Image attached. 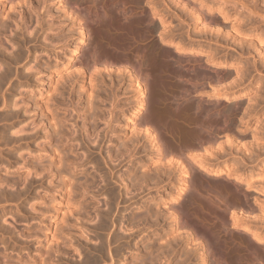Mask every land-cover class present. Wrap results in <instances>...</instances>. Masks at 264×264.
I'll return each instance as SVG.
<instances>
[{"label":"rangeland","instance_id":"1","mask_svg":"<svg viewBox=\"0 0 264 264\" xmlns=\"http://www.w3.org/2000/svg\"><path fill=\"white\" fill-rule=\"evenodd\" d=\"M98 1L99 0H0V24H2L1 26H3V28L0 26V28L2 29V31L0 32V53H2V54H0L1 55L0 56V69L4 65H6V66H8L7 67L8 71L11 69L10 70L11 75H13L15 73L12 76V78H10L8 75L9 72L7 70H5L8 73L7 74L9 77V78L7 77L9 79L8 80L6 78L7 75L5 74V71H3L5 69L4 68L5 66L3 67L2 71L0 72L1 73L0 77L4 76V74L6 75V76H4V78H2V80H5V78L8 80V82H7L8 84H5L6 86L2 85V87H0V89H1L0 94L4 93L3 95H1V97L2 96L3 97L2 98L0 97V100L2 99L0 101V105L3 104V103L1 104V102L4 101L3 100L4 96L6 97L8 94H10V96H11V98H9L10 97L9 95H8L9 97L7 96L6 98H4L9 104L4 101L5 104L0 106V115L3 112V114L5 116L4 115H1V116L2 117L4 116L3 118L6 120V118H5L6 116H7V119H9L8 116L11 115V113L12 114L14 112L16 113V115L13 114L14 116L11 115V117H13L12 120H11V117L9 120H6V121H2L1 120L2 117L0 119L1 120L0 131L2 133V135L0 134L1 135V137H0V157H1L0 158V173L1 174L0 175L2 176L1 178H3V179L0 178L1 179L0 182L3 183V184L2 183L0 184V188H2V189L5 188L6 190H4V191H8V192H6L7 193L6 194V193H4V191H2V189H0L1 190V192H0V199H1L0 205L2 203V205H1L2 207L0 206V223H1V225L3 224V226H4V227L1 226L3 230L0 229V238H1L0 249H2V250H0V254L2 253L0 255V264H3L7 257H8L7 259L10 260L11 263H13L15 259L18 260V262H17L18 264L19 263L23 264L24 262L26 264H42L43 262H44L43 264H45V263L48 264L49 262H50L49 264H74L75 263L74 259H76L77 262H79V263L86 261L88 259L87 255H93V257L96 256L97 262L95 261V264H112V263L113 264H128V263L129 264L130 263L138 264L136 262H138L139 259H140L139 264H142L141 261L144 259L146 260L145 257L147 255H149V259L147 261H149L151 259L150 256L152 257V259L153 258L155 259V260L154 259L150 260L151 264H155V263H153V261L156 262V259H159V261H157L156 264H166V263H168V264H216L213 259H214V255H216L214 253H217V252H213V251L221 249L220 246H221V242H222L221 240H222L223 235H227V239L230 238L228 241L232 240L231 242L240 243V245H241V242H242L241 238H242V234H243L242 225L245 224V222H244L245 220H247L248 222H251L252 225L254 224L253 225L254 228L255 229L257 228L256 231H258L260 229L259 232H262L264 234V0H115V1L114 0L113 1L112 0H100L99 1L100 3L97 4ZM125 2L127 3L126 6L124 5ZM119 7H120V9L124 8L125 10L126 9L128 10L127 16H129V17H130V15L133 16V17L131 16L132 18H128L125 14V17L123 15V18H122V19H124V21H123L120 18V17H122V15L120 16L118 14L119 16H117V17H119L118 18L119 21L121 23L123 21L122 24L125 25L124 27H127L124 29H122L123 27L120 28L122 30L117 29L118 27L115 24V18H114V17H116V15L118 13L117 9H118V11H120ZM74 8H77V9H74ZM113 8H115V10ZM136 9L138 11L139 10L144 11V15L142 16L143 18L141 19L142 21L140 20L141 23H139L141 25H139L137 22V26H136V21H138V19L136 20V17H135V16H137V14L135 15V13H134L136 11ZM129 11L130 12L132 11L133 13L132 12L129 13ZM160 17H162L161 18L162 20L159 21ZM129 19H130V21H128ZM144 19H145V21H144ZM125 21L126 22L128 21L127 22L128 24ZM146 21H148L147 23H149V24H147ZM4 23H7V24H5L6 25L5 27L3 25ZM82 23H85L84 25L86 27H84V25ZM144 23H145V25L147 24V26H148L147 32H146V30H144L145 28L144 29L142 28L143 26H145ZM141 29H142V31H141ZM143 30L146 34H144ZM118 31H120V32H118ZM116 32H118L119 34ZM114 33L118 34L119 36L116 35L117 37L116 36L113 37ZM124 33H126V34H124ZM165 39H166V41H165ZM114 43H116L115 47L117 49L115 47H113ZM146 44L148 46H146ZM75 45H77V47H78V49H76V50L74 49L76 47ZM84 45H85V47H84ZM176 46L178 48L175 49ZM144 47H146V48H144ZM72 49H74V50L72 51ZM143 49H145V51L147 50L148 54L146 53L147 54L146 56H147L148 60H152L151 64L155 68H157V70H161L162 68H164V70H163L164 73H165V69H166V71H169V73L168 72L165 73V74H167V77L165 78L166 82L163 81V83H161V81L159 82L158 80H155V79H154L155 80L154 81L152 79V81H153V84H152V82L150 81L151 79H150L149 81L151 82V84L149 82L148 85L142 84L143 85L142 86V85H138V82L136 80H134L131 77V75H129L130 69L136 63L134 54H136L137 52H139ZM189 49L190 50L192 49L194 52L190 53ZM108 50H109V52H108ZM18 51H20V52L23 51L22 53L25 54L23 56V54L21 53V57L23 58V60L20 57V54ZM94 51L96 52L97 57H99V56L102 57V58L99 57L102 60L104 58H106V59L107 58L108 59L114 58L113 60L115 61V59L118 57V59H116V61H115L118 64H116V63L115 64H116V67H118V66L121 67V65H122V68L119 67L120 69H122V71L120 72V71L116 70L112 75H109L107 73V71L104 70L105 69L104 67L103 68L100 67L101 64H95V66L90 65L89 71L85 72V68H87L86 62L89 63L88 60L90 58V54L94 53ZM71 53H72V56H70ZM14 54L18 55V57H17L18 59L16 58V56ZM149 54L154 55V56H152V57H155L154 60L151 58V55H149ZM193 54H196V56L190 57V55H193ZM13 55H14L15 59H14ZM187 55H189V56L187 57ZM4 56H9V60H10V57H12L13 58L12 61H14V60L15 61L14 62H11V61L7 62L8 58L7 57L5 58ZM36 56L38 57L37 58L38 60L35 59ZM114 56H116V57H114ZM146 56H145V58H146ZM163 56H164V58H163ZM1 57H3V58H1ZM4 59H7V60L5 61ZM39 59H40V61H39ZM101 59H99V60H101ZM136 59H137V57H136ZM16 60L18 61L19 64L17 63ZM20 60H22L23 62ZM41 60H42V62H41ZM134 60H135V63L133 64ZM163 60H167V62H170V66H166ZM4 61H5V63H3ZM34 61H35V63H34ZM15 62L17 63V65ZM171 62L174 65H172ZM224 62L228 63L227 66H225V67L221 66L222 65L221 63H224ZM36 63L39 66H37ZM40 63H42V64L40 65ZM33 64H34V67H33ZM9 65H12L13 68L14 67H16V68L13 69ZM129 65L130 66L132 65V67L127 69L126 67ZM159 65L162 66V68L159 69ZM17 66L19 67V69H17ZM192 66L196 67L197 71H199L205 75L211 74L210 76H214L216 74V76L221 78L219 84L217 86H208V87H206V90H199V91L195 90L194 91V89L191 90L192 88L188 90V88H185V86H186V84L184 83L185 81H183V77H184L183 71L186 67H192ZM26 67L29 70H26L27 69ZM123 67H125L124 70H123ZM166 67L168 68V70ZM197 68H199V69L201 68L200 69L201 71ZM23 69L26 71H25V73L22 72V75H21L20 71H23ZM35 69L40 70V72L39 71L37 72V70H35ZM179 69H180V71H179ZM127 70H129V71H127ZM27 71H29V73L31 75H28L29 73H27V77H26L25 74ZM181 71L183 73H180ZM3 72H4V74H3ZM18 72L20 74L19 77H18ZM126 72H127V74H126ZM16 73H17V75H16ZM23 73H24V75H23ZM20 76H24L25 78H21ZM83 76H84V78H83ZM30 78H31V81L29 80L30 82L26 81V79L28 80ZM101 78L103 79L102 83H101V81H102ZM7 80H5V82ZM81 81H82V85L80 84ZM0 83L3 84L4 81H3V83H2V81H0ZM15 85H16V87H15ZM80 86H81V88H80ZM6 87H8V88H6ZM13 87H15V88H13ZM53 88L54 89L56 88V89L54 90ZM83 88H85V89H83ZM6 89H8V90H6ZM11 89H13L16 93ZM48 90L51 92L46 93V92H49ZM85 90H86V92H85ZM89 91L92 95L90 93H88ZM19 92L22 94H20ZM234 93H242V96H240L236 99H226L225 98L226 95H231ZM88 94H90L89 95L90 98H91V96L93 98L89 100L88 97H86V96H88ZM33 96L35 98L37 97L36 98L37 101L44 102V103H47L50 101L49 103L52 104V102H53V104L54 103L55 104L51 105V104L47 103L48 105H46V104L41 103L42 104V106H41L39 104L40 102L37 103ZM50 97H52V98L54 97L52 102H51L52 99ZM177 97H178V99H176ZM47 98L48 99L50 98V99L48 100ZM9 99H10V101H9ZM11 99H12L13 103L11 102ZM33 99H34V101H33ZM14 100L16 102L15 104H14ZM24 100L26 101V103H24L25 102ZM91 100H93V101H91ZM27 101H30L29 104L27 103ZM90 101L92 102V104L90 103ZM197 101L199 104L202 103L201 106L203 105L202 106L203 108L206 106L209 107L210 105L212 106V105H214L213 101L214 102L217 101V103H215V105H219L221 108V112H223V114H225L229 118L227 121V126H225L224 131L220 132L218 135H215L216 140L214 143L206 144L204 146V148H197V149L190 150V152H189L190 158H192L193 161L198 160L199 162H201L200 167H199V165H197L198 171L193 170V169L192 170L187 169V167L184 168L182 166H178L179 164L171 166L170 164L163 162L164 160L162 158L158 159L156 154H155L157 151L156 150L157 147L154 145V140H151V138L148 139V138L143 137L142 136L143 133L139 132L137 130V127H136V124H138L139 121L140 122L143 121L142 119H140L141 117H143V119L147 118L149 120H152L149 123H151V125L154 124L153 127H157L155 129H157L160 133H162V132H164L163 131L164 129L160 128L161 124L159 121L163 120L164 117H167V119H169V122H170L169 123L170 125L167 126V128H168L167 131L169 130V133L171 131L173 133V130H174V133H175V134L173 133L174 135L177 136L179 133V136H177V137L182 136L181 138L185 142H191L193 139L195 140V138L197 137L196 133H198L197 131L200 128V125L196 124V126H197V131H196V126L194 127L196 122L193 121L194 120V119H192L193 116H190V115H192V113L196 114L194 112V109H196V108H194V107H196L195 105L197 104L196 103ZM35 102L37 103V104H35L36 106H34ZM57 102L59 105H57ZM10 103H12V104L10 105ZM138 103L139 104L142 103V105H139ZM16 104L18 106L20 105V107L18 109H17ZM87 104H89V107ZM93 104H94V106H93ZM113 104H114V107H112ZM191 104H193L194 106H192ZM14 105H16V107H14ZM23 105H25V106H23ZM37 105L39 107L41 106V108H43V109L39 108ZM43 105L46 107H43ZM11 106L14 108H12ZM115 106H116V108H115ZM138 106L140 107V110H137ZM190 106L193 109H190ZM34 107H38L39 109L34 108ZM61 107L65 108V109H63ZM90 107H91V109H90ZM93 107L94 108L96 107V109H98V110H94ZM74 108H76V109H74ZM87 108H89L90 110L88 109V111H87ZM176 108L179 109V113L174 112ZM185 108H187L188 110H186ZM9 109L10 110L13 109L12 110L13 112L10 111ZM14 109L17 110L18 112L14 111ZM27 109H28V111H31L32 109H34L35 112H34V110H32L33 113L29 112V115H27L28 114L26 112ZM40 109L42 110V113L39 112V111H41ZM48 109H50L49 110L50 113L53 111H57V113H59V115H61V118H64L65 120L67 118L68 119L66 120V122H65V120H63L61 118L59 119V115L57 113H56V118H55V112L50 114L49 111H47ZM111 109L113 111L112 114L109 111ZM8 110H9V112H8ZM22 110L24 111V113L26 112L25 113L26 116L21 114ZM62 110L64 113L62 112ZM92 110H94V111H92ZM114 110L118 113H116ZM119 110H121V111H119ZM95 111L97 113H98V111H101V112H99L101 114L98 113L99 115L95 117V115H97ZM7 112L8 113L11 112V113L8 114ZM92 112H93V114H92ZM186 112L189 115L186 114ZM30 113L34 117L33 116L30 117ZM34 113H35V115H34ZM43 113L48 114L46 116H49V114L50 115L53 114L54 116H51L52 118H49L50 116L48 118L52 119V120L55 119L56 123H58L60 121L59 122L60 124H58V125L60 127L62 126L63 128L65 127L64 130L62 129V127L60 128L58 126L57 130L58 129H60V130H58V132H56L55 126H57V124L54 123V124H56L54 126V124H53L54 120L51 121L52 123L49 120L47 122L48 118H46L45 115L43 116ZM114 113H116V114L114 115ZM6 114H8V115H6ZM20 114L23 115L24 117L23 116L19 117ZM40 114H42V115H40ZM64 114L67 117H65ZM86 114L87 115L90 114L89 115L90 117L88 116L89 120L87 119L88 117L85 116ZM131 114L133 115V117ZM110 115H111V117H110ZM113 115H114V117L112 118ZM14 117H16V118H14ZM42 117L46 118V120H44V118H42ZM57 117H58V119H57ZM83 117L85 119H83ZM168 117H170V118H168ZM109 118H111L112 121H111V119L109 120ZM159 118H161V119H159ZM39 119H40V121L42 119L43 122L42 121L40 122ZM90 119H95L94 122L96 121L95 123H98V124H95L91 120L92 123H94V124L87 125L88 123L89 124L91 123V122H89ZM33 120L34 121L36 120L35 122H37V120H38L39 124H42L39 127L37 125V123H38L37 122L36 125L38 126V128H37V126L36 127L34 126L35 128H37L35 131L33 130V129H35V128H33V125L35 123V122H33ZM29 121L31 123L33 122L32 123L33 125ZM83 121L85 124H83ZM49 122H50V125H49ZM180 122H182L183 124L185 122L186 127L185 126L183 127V128H185L184 130L181 129V123ZM188 122H189V124H188ZM10 123L12 125H10ZM62 123H64V124H62ZM51 124H53L52 125L53 128L51 127ZM108 124H110V125H108ZM18 125H20V127H23L21 125H25L24 128H21V131L22 130L25 131V128H26L27 131H25V132H28L29 135L26 136V133H25V138L29 137L31 135L33 137V140H32L31 136H30L31 139L30 138L25 139L22 136H21L22 138L18 137V136H20V134L18 133L19 135H17V132H15V131L20 130L19 129L20 127H18ZM27 125H29V126H27ZM44 125L46 127L45 129H43ZM65 125H67L68 128ZM83 125H84V128H83ZM92 125H93V127H92ZM89 126H91L92 129L94 128V126H97V128H96L97 130L94 128L92 133H95L94 131H97L99 133V136H96V134H92L90 131L91 127H89ZM106 126L114 127V130L116 133H118V135L112 131L113 128H111V127L106 128ZM29 127L33 128V129H31ZM171 127L173 129H171ZM16 128H17V130H15ZM159 128H160V130H159ZM13 129H14V131H13ZM52 129H54L55 131H53ZM85 129H87V130H85ZM106 129H107L108 135L107 134L103 135L102 130L106 131ZM6 130H7V132H6ZM38 130H41V133ZM48 130L49 131L52 130L53 131L52 133H55V134L53 135ZM61 130L64 131V133L67 132L68 136H69V134H71V135L73 134L74 136H76L78 138L73 136L74 138H70V141H71L70 142L68 140H69V137L71 135L68 138H66L67 137L66 133L64 134L63 132H60ZM176 130L178 133L175 132ZM46 131L48 132V134H44V133H46ZM99 131H101V132H99ZM12 132H15V134H13ZM34 132H36V133H34ZM59 132H60V134H59ZM80 132H81V134H77ZM87 132L89 134V137H88L89 139L86 138ZM62 133L66 136V137L64 136L65 140H63ZM98 133H97V135H98ZM169 133L167 132V135H169ZM6 134H8V135L5 136ZM23 134H24V132H23ZM39 134H41V135H39ZM51 134H52V137L50 136ZM162 134H164V133H162ZM12 135H14L15 137L17 136L15 140H18V143H17L18 145L15 144V142H17V141L11 140L12 137L14 138V136H12ZM21 135H22V133H21ZM44 135H46L47 138L44 137ZM55 135L58 137L57 141H56V139H54V138H56ZM3 136H5L4 138H6L7 140H8V136H9L10 139L7 142L8 145H7V143H6V145L3 144L4 141H7L6 139L3 138ZM35 136H37L38 138L37 137L35 138ZM137 136L139 138H141L140 139V141H141L140 147H138V149H137L138 158H137V156L134 158L132 156H130V157L127 156L124 159V161L122 162V164L120 166H118L117 168L113 169V171L108 169L109 164H106L107 166L106 165L103 166L104 165L103 164L104 159L106 160V158H107L106 161L108 163H110L111 165H112V163H115L116 161H111V159L114 158L113 154H117L114 152L120 150L119 149L120 147L121 148L124 147L128 143V140H129V144H130V141L134 140ZM59 137H61L62 139H59ZM121 137H122V139H121ZM130 137L132 139H129ZM142 137H143V139H142ZM1 138L4 140H2ZM17 138H19V139H17ZM20 138H21V140L22 139L23 140L21 141ZM71 139H73V141ZM76 139L77 140L82 139V141H87L86 139H88L91 141V142L89 141L90 143H96V142H94V140L96 141V139H97L99 141V143H101V146H100V144L98 146H99L100 150H103V151H101L102 153H99L100 154L99 155L98 152L91 151L87 147L88 141L86 144H84L85 142H82L79 140L77 141ZM123 139L126 142L125 141L121 142V141H123ZM10 141H13V142H10ZM61 141H65V142L61 143ZM119 141H120V144H119ZM1 142H2V144H1ZM9 142L11 144H9ZM24 142H25V145L27 144L26 145L27 147L24 145ZM80 142L83 144L80 145ZM90 143H88V144H90ZM22 144H23L24 148L22 147ZM41 144L44 145V146L42 145L43 148L45 147L44 151L41 149V146H40ZM55 144L56 145L61 144V145H59L60 147L58 146L59 147L58 148V147H54ZM71 144L74 145V147ZM123 144H124V146H123ZM37 145H39L38 147H40V149H41L40 152H39L40 149L38 150ZM51 145H53L52 149H50L51 152L53 153V148L54 149L56 148V150L58 152L54 151L53 154L50 151L46 152V151H48L47 147L51 148ZM68 145L70 146V151H69V148H67V147H69ZM165 145L166 146L167 145L175 146V142L173 144V141H168ZM28 146H30V147H28ZM19 147L22 148V150ZM71 147H72V150H73V148L75 149V150H73L74 152L71 150ZM86 147L88 150L86 149ZM27 148L29 151L26 150ZM111 148H112V150H111ZM62 149H63L62 152H64V153L66 152V155L68 153L67 156L71 155L72 159L76 158L73 156H78L79 160H81L80 163H82V164L76 163V160L78 159V158H76V159H73V161H75L74 163L78 164V165H75L72 162L71 158L69 159L70 156L68 157V159L66 157V159L68 161L66 159H62V161H59V164H58V160L61 159L60 155L63 158H65L64 156H66L65 154L63 156V153L61 152ZM114 149H115V151L113 152ZM35 150L38 152L35 153ZM67 150L69 152H67ZM10 151H13L14 154L12 153V155H13L15 160L12 159L13 157L11 155L9 156V154H11ZM30 151H31V153L29 154ZM21 152L23 153L24 157L22 155L17 156L15 154V153L22 154ZM32 152H33V154H32ZM59 152H60V154H58ZM110 152H111V154H110ZM74 153H78V155L74 154ZM50 154L53 155L54 160H55V155H56V157H57L56 160L58 159L57 161L55 160L57 162L56 165H54L56 162L53 161V159H51L52 155H50ZM87 154L89 156H87ZM91 154H92V156H91ZM102 154H104V159L102 158L103 157ZM154 154H155V156H154ZM82 155H83L84 159H80V158H82L81 157ZM109 155H110V157H109ZM93 156H95V157L92 158ZM25 157H27V159H29L30 161L28 160L29 161L28 162L27 159H24ZM21 158H22V160H21ZM85 158H86V160H85ZM87 158H89V159L87 160ZM101 158H102V160H101ZM49 159L52 161H50ZM91 159H93V160L97 159L98 161L101 160L102 162L100 161V164H99L98 161L96 162L95 160L93 161ZM32 160L33 161L35 160L34 162H36V160H38V161L36 163H34ZM84 160L87 161L85 164H84V162H85ZM49 161L52 165L49 164ZM24 162H26V163H24ZM30 162L31 163L33 162V163L31 164ZM39 162L41 163V167H39V168H40V171L43 172L42 174L44 175V177L42 176V174L38 175L39 174L38 166H40ZM62 162H64V164H66V165L68 164L67 166L70 167V169H71V166L73 167L70 170L67 166L63 165L65 167V169H67L66 173L69 170L67 175L65 173L64 167L61 166V164H63ZM70 162H72V163L70 164ZM22 163L23 164L28 163L27 167L22 166L21 165ZM37 163L39 165H37ZM97 163L99 164V166L100 165L101 166L99 167L97 165ZM34 164H36V165H34ZM42 164H44L45 166L44 165L42 166ZM143 164L145 165V167L147 165V167L144 168ZM29 165L30 166L34 165L36 167L35 171H33V170L31 171L32 175H33V173L36 174V175L34 174V176H33V178L35 177L34 180H31V181H30V178H32V175L29 174L30 171H24L28 167H29V170L35 168L34 166L33 167L31 166L32 167L31 168ZM46 165H48V166H46ZM49 165H50V168H46V167H49ZM53 165H54V167H53ZM82 165H83V167H82ZM17 166H19V167L17 168ZM55 166H57L56 168L59 167V169H60V171H59V169H57V172H59V173L63 172L64 175H66L67 178L65 176H63L65 179H68V181H69V179L71 180L73 177L75 179V180L73 179V181H76V184H74V183L70 184L69 183L70 181H69L67 185H69V186L73 185V186H70V188H69V186L68 187L62 186L63 182H59V179H62V174L60 173V176H59L58 175L59 173L58 174L56 172H54L55 174L52 173L53 171H56ZM21 167H23L25 169H23ZM42 167L46 168V170L51 169L52 174L50 173L51 170H48V172H49L48 173L45 169H42ZM106 167H108V168H106ZM138 167H140L141 169L140 168L138 169ZM5 168H6V170H4ZM76 168H78V169H76ZM165 169H167L166 174H168V175H166L167 177L165 176L166 180L164 179L165 181L164 180L161 181V179H160L161 182L156 180L157 182H155V184L156 183H158V184L160 183V184L159 185L154 184L155 186L153 185L154 186L153 187L152 186L153 182L155 181L156 178H159V177H157L159 175L157 174L158 171H156V170H165ZM62 170H64V171H62ZM11 171H12V173H11ZM134 172L135 173L138 172L137 175L131 176L134 174ZM20 173H21V175H23L22 177L20 176ZM24 173L29 174V176L27 174V177L31 176L30 178H27V179H29L28 180L29 184L26 182L27 180L24 177L26 175H24ZM71 173L74 176H72ZM68 174H70V175H68ZM106 174L108 175V177ZM129 174H130V177L128 176ZM140 174L142 175V177H140L141 181L145 182L144 184H142V182H140L141 185L139 184V181H138V180H140V178H138L139 176H141ZM121 175H123V176H122V179L121 178L120 179L122 181L125 179L124 180L125 183L124 182L121 183V180L119 179V177H121ZM6 176H10V178L7 177L8 179H4V178H6ZM16 176L17 177L20 176L22 179H19ZM68 176H69V178H68ZM104 176L106 178H109V179H105V182L103 180ZM136 176H137V181H136V178H134ZM145 176H146V178H145ZM224 176H226L228 179L224 178ZM15 177L17 180L19 179L18 180L19 183L22 182L21 180L25 181V182H22L24 184L21 183L19 185V183L17 182ZM41 177H43V178H41ZM92 177H94L95 180ZM23 178H25V179H23ZM133 178L136 181L135 184L138 185L140 189H138V190H132L131 189V183L132 182L130 183V181H133L132 180ZM91 179H93L95 181V183L93 182V180L91 181ZM84 180H86L87 182L90 181L89 183L92 182L93 184H89V183L87 184L86 181H84ZM232 180L236 181L235 184H239L236 188H234V186L232 185V183H233ZM33 181H36V182H33ZM79 181L85 182L84 184H86L88 186H85L84 184L80 185ZM228 181H229V183H228ZM7 182L9 183L8 186L5 184ZM106 182H108V184ZM146 182H148V183L146 184ZM194 182H195V186H194ZM31 183H32V185H30ZM33 183H35V184H33ZM58 183L61 184L60 187H59ZM190 183L195 187L196 190L191 189L192 185ZM25 184L30 185V188L28 185H27L28 187L25 186ZM124 184L130 185L128 190L124 187L125 186ZM1 185H2V187H1ZM10 185H12V187ZM75 185L76 186L80 185L81 187L80 186L76 187ZM83 185L85 187H82ZM104 185H106L107 187ZM190 185H191V187H190ZM197 185L199 187H197ZM108 187L111 188V190L114 189L112 192H114L115 190L116 191L121 190V192L123 193V196L118 197L117 194H114V195H116V197L113 196L114 197L113 198L111 195L112 192L109 193L110 191H109ZM194 187H192V188H194ZM60 188H62V190ZM67 188H69V190L71 188H73V190L75 189L74 190V191H76L75 196H79V197L76 198L74 195L73 196L69 195L68 197H70L71 199L75 197L74 199H76V201H74L73 199L71 200L68 197H65V195H68L67 191H69V190H67ZM78 188H79V190H78ZM107 189L109 192H107ZM181 189H183V190H181ZM9 190H10V193H11V191L13 192V191L19 190L20 195H19L18 191H17L18 194L16 192H13V193H16L18 195L17 196L16 194H13V195L17 196V198H18L17 200H16V197L13 199L12 194L10 195V197H8L9 196L8 194H10ZM129 190H130V193L129 192H128V194L125 193L126 191H129ZM82 191L83 192L87 191V193L86 194L84 193V194L86 195V197L88 196L87 197L88 200L86 199L84 194H83L84 197H83V195H81ZM174 191H176V192H174ZM177 191H180L181 193L177 192ZM24 192H26V193H24ZM27 192L29 195L27 194ZM79 192H80V194H79ZM136 192H139V193H138V195L134 196L133 194H135ZM1 193H3V194H1ZM21 194H23V196ZM24 194L26 197L24 196ZM74 194H75V192H74ZM109 194L111 195L112 198H110ZM240 194H241V197H239ZM1 195H3L2 197L4 200L6 199L4 202L2 200ZM5 195L6 196L8 195V196L6 197ZM40 195L41 196L43 195L44 198L43 197L40 198L39 197ZM243 195L246 196V201H248V204L251 207V208L249 207L250 211H249V209L247 210L249 212H247V211L243 212V211L238 210V208H237V206L240 204V202L243 203V201H244V199H242ZM4 196H5V198H4ZM91 196H93V198ZM108 196H109V198H108ZM91 198L93 200H91ZM115 198H117V200L119 198V200L116 201ZM66 199L69 201L67 202ZM81 199H83V200L81 201ZM113 200H114V204L112 203ZM124 200H126V203L124 202ZM73 201L75 202V205H74ZM94 201L97 202V204ZM107 201H109V202H107ZM224 201L228 204V206L230 207L231 210L227 209V207L224 205ZM53 202L54 203L56 202V203L53 204ZM85 202L87 204L90 203L88 205L91 207H89L88 205H85L87 209L85 207H83ZM118 202L119 203L121 202V203L119 204ZM237 202L239 204H237ZM91 203L92 204L94 203V206L95 205L96 206L93 207V205ZM77 204L79 205V207H80V204L83 205L82 207L84 208V210L82 207L79 208ZM108 204L110 207L116 206V208L113 207V209H112V207L110 208L108 206ZM115 204H118V205H115ZM16 205H17V208L15 207ZM51 205H52V207H51ZM73 205L75 207L77 205V207L74 210H71V208L73 209V207H74ZM18 206H19V210H15V208L18 209ZM36 206H38V207H36ZM40 206H42V207H40ZM106 206H108L109 212L113 213L112 219L115 218V220H109L108 219L107 220L108 222L106 221L107 228H110L112 225L113 228L111 227L112 228V229L110 228L111 230L105 228L106 226L103 228L100 227L101 221L99 220V218L101 217L100 219H102V222H103V219H104L103 214H104V211L107 210ZM139 206H140V208H139ZM4 207H6V208L4 209ZM30 207H31V209H30ZM53 207H54L55 211H54ZM55 207H57V208H55ZM231 207L232 208L234 207V208L232 209ZM24 208H25V210L26 209L28 210V211L26 210V212H28V213L25 214ZM32 208L35 211L38 210L39 212H43V213H46V211L48 209V211H47L48 213H46L45 215L43 213H40L41 214L40 215V214H38L39 212L37 211L38 212L37 214L39 215L38 216L36 213L33 212L34 210ZM77 208H79V209H77ZM96 208H98V210L100 209L101 211H102V209H104V211L99 212L100 210L98 211ZM44 209H46V210H44ZM76 209L77 210L81 209V210L85 211V214H83L84 213L83 211L73 212ZM146 209H147V211H146ZM70 210L73 212V214L78 213L77 217H75L76 214H74L75 216L73 215V217H72V215L70 216V212H71ZM149 210H150V212H152V211L153 212L150 213V212H148ZM172 210L175 211L174 216L172 214L173 217L171 216V213H170V212H173ZM16 211H19V212H16ZM23 211H24V213H22ZM49 211H50V213H49ZM72 212H71V214H72ZM80 212H81V214H80ZM98 212H99L98 221H100V223L98 221L94 222L95 219H97L96 217L98 216ZM86 213H89V214L87 215ZM157 213H158V215H157ZM159 213H161V214H159ZM169 213H170V215H169ZM32 214L33 215L35 214V215L33 216ZM42 214H43V216H42ZM62 214H64L65 216H62ZM131 214L137 216V218H136L137 220H138V217L140 218V216L142 215L141 218L144 219L146 217L147 220H146V218L144 220H146L147 222H145L144 220H140L141 218L139 219L138 222H136L137 220L134 218L135 216H133ZM155 214L157 215L158 218L160 217V220L158 218H157V220L155 219L156 218ZM30 215H31V218L33 220L29 217ZM79 215L81 216L80 221H79V219H80ZM67 216H70L69 218L74 219L75 221L78 220L77 221L78 223L75 221L72 222L71 219L69 222V220H68L69 218ZM78 216H79V218H78ZM82 216H84V217H82ZM127 216H129V217H127ZM24 217H25V219H24ZM38 217L43 219L44 221H41V219H39ZM49 217H50V219H49ZM62 217L63 218L65 217L64 219H66V220L62 219ZM110 217H111V215H110ZM131 217H133V219L136 220L135 224L137 226L135 225L134 228L131 225V221H134V220H132ZM26 218H28V219H26ZM60 218L62 219L61 221H60ZM76 218H78V219H76ZM129 218H131V219H129ZM34 219H38L40 222L37 221V224H36V222H35L36 220H34ZM52 220H53V222H52ZM116 220L118 222H116ZM62 221L64 222V224ZM125 221H127L128 223H126ZM32 222L33 223L35 222V223L33 224ZM41 222L43 224H46V225H42ZM93 222H94V224H93ZM112 222L114 225L112 224ZM95 223L98 225L97 227H100V228H97ZM108 223H110L111 225H109ZM133 223L134 222H132V224ZM187 223H188V225H187ZM32 224H33V226H32ZM62 224L64 226L66 224L67 225L66 227H68V228L70 227V230L72 228V230H74V231H76L75 228L78 227L77 228V231H78V229L80 227H82L79 230H81L82 232H84L86 230V232H84V233H87V235L84 233H80V234H83L80 236L81 237L85 236V237H87L88 241L90 239L92 242L90 241V243L88 244V241L84 237V239L87 241L86 242L87 244L86 243L84 244L85 240H82L83 238H81L79 236V234H77L81 231H79V232L76 231L75 232L76 234L71 233L72 234L71 235L69 232H72V231H70L68 229L69 232L68 231L66 232L65 230H67V228H65ZM69 224L70 225L72 224V225L70 226ZM73 224H74V226H73ZM81 224L84 226H82ZM128 224L130 225V227H132V230L129 229ZM61 225L63 226V228L65 230L63 228H61L62 229V231H61V229H60ZM125 225H127V226L125 227ZM138 225H139V227H138ZM88 226H90V228ZM94 226L96 227L97 230L95 229ZM170 226L171 227L173 226V228H172L173 230L171 229ZM7 227H8V230H10V232H8V230H7L9 235L7 234V232H5V229H7ZM35 227L38 229L37 231H40V230L42 231V229L45 230L46 227L48 230L47 229L45 231L43 230V233L40 231L38 233L39 234L38 235V234H36L37 231H35V229H36ZM84 227L86 229H84ZM127 227L129 230L126 229ZM135 227L138 228V230L137 229L136 230L139 232H137L135 230ZM98 229H100V230H98ZM63 230L65 231V233L63 232ZM89 230H91V231H89ZM105 230H108V231H105ZM113 230L116 231L115 233L118 232L116 234L117 236L119 233H121L119 235L120 236L124 235V237L122 236L123 238L122 237L120 238L118 236L119 237L118 238L116 235L114 236L115 233L111 232ZM130 230L133 231L132 234H130L131 233ZM170 230H172V232ZM104 231L109 232V233L106 234V233H104ZM135 231H136V233H135ZM166 231H167V233L165 234ZM20 232L21 233H28L29 235H31V236L28 235L30 237V239L27 236V234L26 235L21 234ZM46 232H47V234H46ZM51 232H53V233H51ZM110 232H111V234H110ZM187 232L189 234L194 232L197 235V239H194V240L192 239V241H188V242L187 241L186 242L185 241L179 242V239H181L184 236H187V234H188ZM40 233L46 234L47 236L45 235L46 236L45 237L44 235H42V237H41ZM94 233H96V234L98 233L97 234L98 237ZM128 233L130 235H128ZM133 233L135 236L133 235ZM247 233L251 237L250 232H247ZM11 234L14 237L15 236L18 237V235H20V234L21 235L19 237H22V238L24 236L25 237L23 239L21 238V240L18 237V240H20L19 242H21V243H19L18 241H17L18 242L17 243L16 242L17 237L14 238L15 241H13V237H11L12 236ZM35 234L38 236H35ZM49 234L50 235L54 234V236L53 235L50 236ZM64 234H66V235H64ZM103 234H105L104 237H102ZM108 234H109V236H107ZM1 235L4 237H2ZM73 235L75 238L78 235L77 239H74ZM162 235H164V237H163L164 239L160 240L159 236H162ZM168 235H170L169 236L170 239L168 238ZM34 236H35V238H34L35 240L33 239ZM65 236H67V237L70 236L72 238L73 242L77 240L76 241L77 243L74 242V244H73V242L70 240V238L69 237L66 238ZM99 236H101V237L99 238ZM127 236L129 238H127ZM176 236H178V237H176ZM202 236H204V237H202ZM249 236H247L248 239L250 238ZM5 237H6L7 242L4 239ZM31 237H32L33 241L31 240ZM49 237H51V238H49ZM79 237H80V240H78ZM114 237L115 238L117 237L119 241L113 240ZM174 237H176V238H174ZM165 238L167 239L168 242L169 241L172 242L171 243L172 246L175 245L174 246L175 248H174L170 245V243H168V244L166 243L168 245V247L170 245V247L174 248V250L172 249V251H171L170 250L171 248H170V249H168L170 252H168V250L166 248L167 246L165 247V244H164V242L166 241ZM173 238H174L176 244H174V241L172 240ZM202 238H204L207 241V244L209 247L205 246L206 243H202L204 241V239H202ZM247 238L244 241L247 242ZM25 239H26V241L29 239L31 241V243L29 244L30 241L26 242ZM44 239L49 240L50 244L52 243L53 239H55V240L52 243L53 245L49 246L48 245L49 243L47 244L48 241H45ZM60 239H64V241L60 240ZM99 239L101 240V245H103V247L100 245ZM134 239L136 241H133ZM251 239H250V242H251ZM2 240H5V241H2ZM138 240H139V242H138ZM159 240H160V242H159ZM11 241H12V243H11ZM24 241L26 242V244ZM34 241H37V242L38 241H40V242L44 241V243H42V244L39 242L35 243ZM60 241H63L62 244L64 246H66V244L68 243L67 244L68 246H66L65 248H64V246L61 247L62 244ZM79 241H83V242H81L82 244L81 243L78 244ZM96 241L99 243V245L96 244L97 243ZM106 241H107V243H105ZM109 241L112 243L110 244ZM128 241H130V242H128ZM132 241L134 244L136 242H137V244L138 243L139 244L138 245L136 244L137 246L135 245L136 247H134V244H132ZM64 242H66V243H64ZM117 242H119V243H117ZM153 242H154L155 246H153V244H151L152 247L145 245V244L153 243ZM27 243H28V245H27ZM56 243H59V246L57 244V248L55 249L54 246H56ZM103 243H105L107 245H104ZM123 243L124 244L128 243V244H127V246L125 245L126 246L125 247ZM160 243L161 244L163 243V245H164L163 247H165V248L161 247L162 245ZM260 243H262L261 246H263L264 242H257V245L260 246ZM11 244H12V246H9ZM13 244H15V245H13ZM91 244L94 245V246L92 245L94 248H96L97 246H99V247L101 246L102 248L107 247L109 249V251L108 250L104 251V249H105L104 248L103 249V258H97V257H100V254H98L97 251L93 247H92L93 249L90 248ZM80 245H82V246H80ZM108 245H110V246H108ZM116 245L118 246V248ZM121 245H122V247L124 246L125 248L123 247L124 248L123 249L122 247H120ZM139 245H140V248H142V246L143 247L146 246V248L142 249V250L141 249L137 250L136 248ZM156 245H159L160 247L157 246V248H156ZM30 246H32V247H30ZM37 246L39 248L36 250ZM87 246L89 249L86 248ZM11 247H13V248H11ZM20 247H23V249ZM50 247H53V248L50 249ZM72 247L74 249H77V250L75 251ZM129 247H132V248H129ZM148 247H150V248L147 249ZM153 247H155V249ZM207 247L212 250L211 254L208 252L209 250H206ZM211 247L215 248V250H213ZM16 248L18 250L16 252L19 254H16V252H15V255H14L13 252L15 251L14 249H16ZM60 248L61 249L64 248L63 252L61 251ZM67 248L71 252L70 255L66 251ZM83 248L84 249L86 248V249L83 250ZM158 248H160V250H161V248H163L162 250H164V251L161 250L162 253L166 252L164 257H162L164 255V253L162 256L161 255L159 256V254H161V251L157 250ZM39 249H41V250L38 251ZM58 249H60L59 250L60 253L57 254V252H59ZM117 249H118V251H120V253L117 252ZM129 249H131V250H129ZM132 249H134L135 253L138 252L139 254L138 253L136 255L132 254V253H134V252H132ZM152 249H154V250H152ZM11 250H12V252H11ZM22 250L26 253L29 252L32 255H30L28 253L29 254V256H28V254L22 253ZM45 250H47L46 253H45ZM64 250H65V252H64ZM155 250H157L156 253H154L155 256L157 255V258L153 254V251L155 252ZM83 251H85V252L83 253ZM88 251H90V253ZM36 252H38V253H36ZM167 252H168V254H167ZM172 252L174 254L170 255V253H172ZM7 253H9V254H7ZM10 253H13V255L15 257ZM64 253L65 254L67 253V254L61 255ZM85 253H87V254H85ZM92 253H97V254H95V256H94V254H92ZM141 253H143V254L140 255ZM212 253L214 254L213 257L211 256ZM48 254H50V255L46 256ZM130 254H132V255L130 256ZM23 255L27 256L29 258L26 259V257H24ZM167 255H169L168 257L170 259L167 257ZM16 256L18 257V259ZM44 256L47 257L48 260ZM66 256H68V257L64 258V259H66L67 262H66V260L63 259V257H66ZM158 256H159V258H158ZM49 257L53 261L51 259H49ZM108 257H111V258L107 259ZM138 257H139V259H138ZM141 257H142V260H141ZM161 257H162V259H161ZM123 258L124 259L126 258V259L124 260ZM128 258L131 259V261ZM132 258H134V260L137 258L138 260L136 259L137 261L136 262L134 261L135 262L134 263V262H132L133 261ZM164 258L170 262H167ZM23 259L25 261L22 263ZM38 259L40 261H38ZM44 259H46V260H44ZM70 260H71V262H70ZM99 260H103V261H99ZM108 260H111L112 262L109 263ZM116 260L117 261L119 260V261L117 262ZM31 261H32V263H31ZM45 261H48V262H45ZM123 261H126V262H123ZM147 261H145V262L142 261V262H143V264L144 263L147 264L148 263ZM77 262L75 264H77Z\"/></svg>","mask_w":264,"mask_h":264},{"label":"bare ground","instance_id":"2","mask_svg":"<svg viewBox=\"0 0 264 264\" xmlns=\"http://www.w3.org/2000/svg\"><path fill=\"white\" fill-rule=\"evenodd\" d=\"M99 1H100V0H99ZM99 1H98L97 4L100 3ZM112 1H113V0H112ZM114 1H115V0H114ZM118 2H119V1H118ZM111 3H112V2H111ZM113 3H114V2H113ZM126 4H127V3L125 2L124 5L126 6ZM79 5H80V4H79ZM100 5H101V4H100ZM100 5H99V6H100ZM118 6H119V5H118ZM136 7H137V6H136ZM80 8H81V7H80ZM115 8H116V7H115ZM115 8H113V9L115 10ZM74 9H77V8H74ZM140 9H141V8H140ZM96 10H97V9H96ZM119 10H120V11H118V9H117V12H118V13H117V15L115 14L116 17H114V18H115V24H116L117 27H118L117 29L122 30V29H124V28H127V27H124L125 25L122 24L123 21H124V19H122V18H123V15H124V17H125V14H126V16H127L128 10L126 9V10H127V11H126L124 8L120 9V7H119ZM129 10H130V9H129ZM155 10H156V9H155ZM71 11H72V10H71ZM78 11H79V10H78ZM78 11H77V12H78ZM142 11H143V10H139V11H138V10L136 9V11L134 12L135 15L137 14V16H135V17H136V20L138 19V21L135 20V21H136V26H137V22H138V24H139V23H141V21H142L141 19L143 18L142 16L144 15V11H143V12H142ZM199 11H200V10H199ZM131 12H132V11H131ZM131 12L129 11V13H131ZM136 12H137V13H136ZM201 12H202V11H201ZM201 12H200V13H201ZM73 13H74V12H73ZM132 13H133V12H132ZM142 13H143V14H142ZM202 13H203V12H202ZM205 13H206V12H205ZM118 14H119L120 16L122 15V17H120V18L123 20L122 23L119 21V19H118L119 17H117V16H119ZM146 14H147V13H146ZM150 14H151V13H150ZM209 14H210V13H209ZM151 15H152V14H151ZM131 16H132V15H130V17H129V16H127V17H128V18H132L133 16H132V17H131ZM148 16H149V15H148ZM203 16H204V15H203ZM207 16H208V15H207ZM196 17H197V16H196ZM198 17H199V16H198ZM208 17H209V16H208ZM148 18H149V17H148ZM161 18H162V17L159 18V21L162 20ZM209 18H210V17H209ZM126 20H127V19H126ZM140 20H141V21H140ZM128 21H130V19H129ZM128 21H127V22H128ZM144 21H145V19H144ZM125 22H126V21H125ZM127 22H126V23H127ZM147 22H148V21H146V23H147ZM142 23H143V22H142ZM151 23H152V22H151ZM5 24H7V23H4V24H3L4 27L6 26ZM82 24L84 25L85 23H82ZM124 24H125V23H124ZM127 24H128V23H127ZM130 24H131V23H130ZM147 24H149V23H147ZM147 24L145 25V23H144L145 26L142 27L143 29L145 28L144 30H146V32H147V30H148V26H147ZM1 25H2V24H0V26H1ZM132 25H133V24H132ZM139 25H141V24H139ZM126 26H127V25H126ZM211 26H212V25H211ZM211 26H210V27H211ZM1 27L3 28V26H1ZM84 27H86V26L84 25ZM115 27H116V26H115ZM122 27H123V28H122ZM128 27H129V26H128ZM138 27H139V26H138ZM120 28H122V29H120ZM140 28H141V27H140ZM144 30H143V32H144ZM1 31H2V29L0 28V32H1ZM115 31H116V30H115ZM115 31H114V32H115ZM141 31H142V29H141ZM118 32H120V31H118ZM118 32H116V33H118ZM149 32H150V31H149ZM121 33H122V32H121ZM121 33H120V34H121ZM127 33H128V32H127ZM22 34H23V33H22ZM22 34H21V35H22ZM118 34H119V33H118ZM118 34H115V33H114V34H113V35H114L113 37H115L116 35L119 36ZM124 34H126V33H124ZM144 34H146V33L144 32ZM22 36H23V35H22ZM22 36H21V37H22ZM117 36H116V37H117ZM121 36H122V35H121ZM121 36H120V37H121ZM148 36H149V35H148ZM149 38H150V37H149ZM169 40H170V39H169ZM165 41H166V39H165ZM147 43H148V42H147ZM78 44H79V43H78ZM111 45H112V44H111ZM115 45H116V43H114L113 47H115ZM117 45H118V44H117ZM75 46H76V47H75ZM75 46H74V47H75L74 49H75V50L78 49L77 45H75ZM118 46H119V45H118ZM146 46H148V45L146 44ZM84 47H85V45H84ZM111 48H112V47H111ZM115 48H116V47H115ZM144 48H146V47H144ZM176 48H178V47L176 46L175 49H176ZM179 48H180V47H179ZM181 48H182V47H181ZM74 49H72V51H73ZM116 49H117V48H116ZM79 50H80V49H79ZM152 51H153V50H152ZM189 51H190V53H193V52H194L192 49H191V50L189 49ZM18 52H19L20 57H21V53H22L23 51H21V52L18 51ZM92 52H93V51H92ZM108 52H109V50H108ZM186 52H187V51H186ZM73 53H74V52H73ZM146 53H147V50L145 51V49H143V50L137 52L136 54H134V55H135L136 63H135V60H134V61H133V64L135 63V65L132 64L133 67H132V65H131V66L129 65V66L126 67L127 69H129V68L132 67V68L130 69V71L127 70V71H129V75H131V77H132L134 80H136V81L138 82V85H142V84H143V85H144V84L148 85V83H149L150 81H151L152 84H153L152 79H153V80H154V79H155V80H158L159 82L161 81V83H163V81H165V78L167 77V74H165V73H167V72L169 73V71H166V69H165V73H164V71H163L164 68H162V66H160V65H159V69H160V68H162V69H161V70H157V68H155V67L151 64V63H152V62H151L152 60H148V58H147V56H146L148 53H147V54H146ZM151 53H152V52H151ZM0 54H2V53H0ZM22 54H23V56L25 55L24 53H22ZM153 54H154V53H153ZM162 54H163V53H162ZM14 55H15V54H14ZM14 55H13V57H14ZM97 55H98V54H97ZM111 55H112V54H111ZM149 55H151V58L154 60L155 57H152V56H154V55H152V54H149ZM0 56H1V55H0ZM2 56H3V55H2ZM15 56H16V58L18 57V55H15ZM70 56H72V53L70 54ZM145 56H146V58H145ZM157 56H158V55H157ZM188 56H189V55H187V57H188ZM195 56H196V54L190 55V57H195ZM4 57H5V58H6V57L8 58V61H7V62H9V61L14 62V61H15V60L12 61V60H13L12 57H10V60H9V56H4ZM99 57H101V56H99ZM99 57L96 56V52H95V51H94V53L90 54V58H89V60H88L89 63L86 62V64H87V68H85V72H86V71H89V69H90L89 66H90V65H94V66H95V64H101L100 67H102V68L104 67V68H105L104 70H106L107 73H108L109 75H112L116 70H117V71H120V72L122 71V69H120V68H122V65H121V64H120L121 67L118 66V65H117L118 67H116V64H118V63H116L115 61H116V59H118V57L115 59V61L113 60L114 58H113V59H111V58H110V59H108V58H107V59L104 58V59L102 60V59H101L102 57H101V58H99ZM114 57H116V56H114ZM136 57H137V59H136ZM166 57H167V56H166ZM1 58H3V57H1ZM21 58H22V57H21ZM37 58H38V57L36 56L35 59H37ZM98 58L101 59V60H99ZM163 58H164V56H163ZM14 59H15V57H14ZM17 59H18V58H17ZM35 59H34V60H35ZM158 59H159V58H158ZM4 60L6 61L7 59H4ZM22 60H23V58H22ZM22 60H20V61H22ZM37 60H38V59H37ZM147 60H148V61H147ZM171 60H172V59H171ZM171 60H170V61H171ZM2 61H3V60H2ZM5 61H4L3 63H5ZM16 61H17V60H16ZM20 61H19V62H20ZM39 61H40V59H39ZM117 61H118V60H117ZM163 61H164V63H165L166 66H170V62H167V60H163ZM168 61H169V60H168ZM7 62H6V63H7ZM11 62H10V63H11ZM22 62H23V61H22ZM36 62H37V61H36ZM41 62H42V60H41ZM189 62H190V61H189ZM191 62H192V61H191ZM1 63H2V62H1ZM15 63H16V62H15ZM17 63H18V61H17ZM17 63H16V65H17ZM20 63H21V62H20ZM34 63H35V61H34ZM115 63H116V64H115ZM127 63H128V62H127ZM171 63H172V62H171ZM8 64H9V63H8ZM18 64H19V63H18ZM36 64H37V63H36ZM41 64H42V63H40V65H41ZM43 64H44V63H43ZM221 64H222L221 66H224V67H225V66H227L228 63H225V62H224V63H221ZM3 65H4V64H3ZM16 65H15V66H16ZM102 65H103V66H102ZM124 65H125V64H124ZM154 65H155V64H154ZM172 65H174V64L172 63ZM253 65H254V64H253ZM4 66H5V67H4ZM4 66H3V67H4L5 69H4L3 71H5V70L8 71V68H7L8 66H6V65H4ZM9 66H10L11 68H13L12 65H9ZM37 66H39V65L37 64ZM3 67L0 69V72L2 71ZM10 67H9V68H10ZM33 67H34V64H33ZM92 67H93V66H92ZM119 67H120V68H119ZM171 67H172V66H171ZM253 67H254V66H253ZM6 68H7V69H6ZM14 68H16V67H14ZM14 68H13V69H14ZM26 68H27V67H26ZM124 68H125V67H123V70H124ZM166 68H167V67H166ZM169 68H170V67H169ZM13 69H12V70H13ZM17 69H19L18 66H17ZM176 69H177V68H176ZM176 69H175V70H176ZM197 69H199V68H197ZM200 69H201V68H200ZM200 69H199V70H200ZM10 70H11V69H10ZM10 70L8 71L9 74H8L6 71H5V74H6V75L8 74L9 77L12 78V76H13L15 73H14L13 75H11V71H10ZM26 70H29V69L27 68ZM26 70L23 69V71H20L21 75H22V72L25 73ZM35 70H37V69H35ZM167 70H168V68H167ZM13 71H14V70H13ZM13 71H12V72H13ZM17 71H18V70H17ZM38 71L40 72V70H37V72H38ZM179 71H180V69H179ZM182 71H183V70H182ZM182 71H181L180 73H183V72H184V73H183V75H184V77H183V81H185V82H184V83L186 84L185 88H188V90L191 89V88H192L191 90L194 89V91H195V90H196V91H197V90H198V91H199V90H206V87H208V86H217V85L219 84V82H220V79H221V78H219L218 76H216V74H215L214 76H210L211 74H210V75H205V74H203V73L197 71V70H196V67H194V66H192V67H186V68L184 69V71H183V72H182ZM200 71H201V70H200ZM173 72H174V71H173ZM177 72H178V71H177ZM24 73H23V75H24ZM27 73H29V71L26 72V74H25L26 77H27ZM117 73H118V72H117ZM0 74H1V73H0ZM3 74H4V72H3ZM5 74H4V76H6ZM126 74H127V72H126ZM173 74H174V73H173ZM8 75L6 76V78L8 77ZM10 75H11V76H10ZM16 75H17V73H16ZM19 75H20V74H19V72H18V77H19ZM28 75H31V74L29 73ZM120 75H121V74H120ZM174 75H175V74H174ZM4 76L0 77V81H2V83H3V81H4L3 84L0 83V85H1L0 87H2V85L6 86L5 84H8L7 82H8V80H9V79H8L9 77L7 78L8 80L5 78V80H7V81L5 82V80H2V78H4ZM219 76H220V75H219ZM20 77H21V78H25L24 76H20ZM29 77H30V76H29ZM181 77H182V76H181ZM83 78H84V76H83ZM150 79H151V80H150ZM29 80L31 81V78L28 79V80L26 79V81H29ZM101 80H102V81H101V83H102V82H103V79L101 78ZM149 80H150V81H149ZM155 80H154V81H155ZM26 81H25V82H26ZM30 81H29V82H30ZM151 82H150V84H151ZM165 82H166V81H165ZM27 83H28V82H27ZM32 83H33V82H32ZM154 83H155V82H154ZM157 83H158V82H157ZM161 83H160V84H161ZM184 83H183V84H184ZM80 84L82 85V81L80 82ZM155 84H156V83H155ZM143 85H142V86H143ZM157 85H158V84H157ZM13 86H14V85H13ZM154 86H155V85H154ZM158 86H159V85H158ZM182 86H183V85H182ZM15 87H16V85H15ZM15 87H13V88H15ZM6 88H8V87H6ZM11 88H12V87H11ZM80 88H81V86H80ZM3 89H4V88H3ZM53 89H54V88H53ZM55 89H56V88H55ZM55 89H54V90H55ZM83 89H85V88H83ZM0 90H1V89H0ZM6 90H8V89H6ZM11 90H13V89H11ZM46 90H47V89H46ZM50 90H51V89H50ZM186 90H187V89H186ZM2 91H3V90H2ZM13 91H14V90H13ZM48 91H49V90H48ZM0 92H1V91H0ZM14 92H15V91H14ZM50 92H51V91L46 92V93H50ZM85 92H86V90H85ZM85 92H84V93H85ZM5 93H6V92H5ZM7 93H8V92H7ZM15 93H16V92H15ZM19 93H20V92H19ZM88 93H90V91H89ZM3 94H4V93H3ZM3 94H0V97H1V95H3ZM20 94H22V93H20ZM90 94H91V93H90ZM90 94H88V96H86V97H88L89 100L93 98L92 96H91V98H90V96H89ZM5 95H6V94H5ZM8 95L10 96V94H8ZM8 95H7V96H8ZM11 95H12V94H11ZM91 95H92V94H91ZM7 96H6V97H7ZM9 96H8V97H9ZM13 96H14V95H13ZM21 96H22V95H21ZM200 96H201V95H200ZM240 96H242V93H234V94H231V95H226L225 98H226V99H236V98H238V97H240ZM2 97H3V96H2ZM2 97H1V98H2ZM6 97L4 96V98H6ZM33 97H34V96H33ZM181 97H182V96H181ZM4 98H3V100H4L5 102H7ZM9 98H11V96H10ZM18 98H19V97H18ZM36 98H37V97H36ZM36 98L34 97V99L36 100V102L39 103L40 101H37ZM50 98L52 99V100H51V102H52L54 97H53V98L50 97ZM50 98H49V99H50ZM7 99H8V98H7ZM12 99H13V98H12ZM12 99H11V102L13 103ZM22 99H23V98H22ZM22 99H21V100H22ZM26 99H27V98H26ZM26 99H25V100H26ZM34 99H33V101H34ZM47 99H48V98H47ZM49 99H48V100H49ZM97 99H98V98H97ZM176 99H178V97H177ZM202 99H203V98H202ZM1 100H2V99H1ZM1 100H0V101H1ZM17 100H18V99H17ZM25 100H24V101H25ZM27 100H28V99H27ZM54 100H55V99H54ZM211 100H212V99H211ZM215 100H216V99H215ZM4 101L1 102V104H2V103L5 104ZM9 101H10V99H9ZM33 101H32V102H33ZM46 101H47V100H46ZM55 101H56V100H55ZM55 101H54V102H55ZM91 101H93V100H91ZM91 101H90V103L92 104ZM140 101H141V100H140ZM140 101H139V102H140ZM179 101H180V100H179ZM203 101H204V100H203ZM29 102H30V101H27L28 104H29ZM36 102L34 103V106H36V105H35V104H37ZM49 102H50V101H49ZM49 102H47V103H48V104H51V103H49ZM211 102H212V101H211ZM7 103H8V102H7ZM12 103H10V105H11ZM15 103H16V102H15V100H14V104H15ZM17 103H18V102H17ZM19 103H20V102H19ZM21 103H22V102H21ZM24 103H26V101H25ZM41 103L48 105L47 103L40 102L39 104H40L41 106H42ZM90 103H89V104H90ZM93 103H94V102H93ZM196 103H197V104H196ZM196 103H195V104H196V105H195L196 107H194V108H196V109H194V112H195L196 114L192 113V115H190V116H193L192 119H194L193 121L196 122L195 125H194V127L196 126V124H198V125H200V128H199L198 131H197V126H196V131H197L199 134L196 133L197 137L195 138V140L193 139L191 142H185V141L181 138L182 136L177 137V136H179V133L177 132V130L175 131L176 133H178L177 136L174 135V134H175V133H174V130H173V133H174V134L172 133V131H171L170 133H169V130L167 131V129H168L167 126L170 125V124H169V123H170V122H169V119H167V117H164L165 119L163 118V120H160V121H159L160 124H161V125L159 124V125L161 126L160 128H163V129H164V130H163L164 132H162V133H164V134L160 133L157 129H155V128H157V127H153L154 124L151 125V123H149V122H151L152 120H149V119H147V118H144V119H143V117H141L140 119H142L143 121L140 122V121H139L140 119H139V120H138L139 122L137 121L138 124H136V127H137V130H138L139 132H142V133H143V135H142L143 137L148 138V139L151 138V140H154V145L157 147V149H156L157 151H156L155 154H156V156H157L158 159L162 158V159L164 160L163 162H165V163H167V164H170L171 166H172V165L179 164L178 166H182V167H184V168L187 167V169H191V170L193 169V170H197V171H198L197 165H199V167H200L201 162H199L198 160H194V161H193V159L190 158V154H189L190 150H192V149H197V148H204V146H205L206 144H212V143H214L215 140H216L215 135H218L220 132H223V131H224L225 126H227V121H228L229 118H228V116H226L225 114H223V112H221V108H220L219 105H215V103H217V101H215V102L213 101V104H214V105H212V106L209 104V105H210V106H209L210 108H209L208 106H206V107L203 108V107H202L203 105L201 106L202 103L199 104L198 101H197ZM3 104H2V105H3ZM8 104H9V103H8ZM52 104H53V102H52ZM52 104H51V105H52ZM54 104H55V103H54ZM54 104H53V105H54ZM89 104H87L88 107H89ZM115 104H116V103H115ZM138 104H139V103H138ZM193 104H194V103H193ZM193 104H191V105L194 106ZM207 104H208V103H207ZM2 105H0V106H2ZM16 105H17V104H16ZM16 105H14V107H16ZM25 105H26V104H25ZM25 105H23V106H25ZM51 105H50V106H51ZM57 105H59L58 102H57ZM87 105H86V106H87ZM139 105H142V103L139 104ZM37 106H38V105H37ZM41 106H40V107L38 106V107L41 108ZM50 106H49V107H50ZM91 106H92V105H91ZM93 106H94V104H93ZM177 106H178V105H177ZM204 106H205V105H204ZM7 107H8V106H7ZM11 107H12V106H11ZM14 107H12V108H14ZM19 107H20V105H19V106L17 105V109H18ZM30 107H31V106H30ZM30 107H29V108H30ZM38 107H34V108H38ZM43 107H46V106L43 105ZM49 107H48V108H49ZM56 107H57V106H56ZM56 107H55V108H56ZM97 107H98V106H97ZM112 107H114V104L112 105ZM112 107H111V108H112ZM29 108H28V109H29ZM39 108H38V109H39ZM58 108H59V107H58ZM61 108H63V107H61ZM93 108H94V107H93ZM93 108H92V109H93ZM100 108H101V107H100ZM115 108H116V106H115ZM178 108H179V107H178ZM178 108H176L174 112L179 113V109H178ZM10 109H11V108H10ZM10 109H9V110H10ZM15 109H16V108H15ZM15 109H14V111H17V110H15ZM28 109L26 110V112L28 113L27 115H29V112H32V113H33L32 110H34V109H32L31 111H28ZM41 109H43V108H41ZM41 109H40V110H41ZM50 109H51V108H50ZM50 109H48L47 111H49ZM59 109H60V108H59ZM63 109H65V108H63ZM74 109H76V108H74ZM88 109H89V108H87V111H88ZM90 109H91V107H90ZM90 109H89V110H90ZM113 109H114V108H113ZM185 109L188 110L187 108H185ZM185 109H184V110H185ZM190 109H193V108L190 106ZM190 109H189V110H190ZM9 110H8V112H9ZM12 110H13V109H12ZM12 110H10V111H12ZM23 110H24V109H23ZM23 110H22L21 114L25 115L26 112L24 113L25 110H24V111H23ZM60 110H61V109H60ZM94 110H98V109H96V107H95ZM94 110H92V111H94ZM99 110H100V109H99ZM121 110H122V109H121ZM121 110H119V111H121ZM137 110H140V107H139V106L137 107ZM195 110H196V111H195ZM3 111H4V110H3ZM36 111H37V110H36ZM51 111H52V110H51ZM109 111H110L111 114L113 113L112 109L109 110ZM109 111H108V112H109ZM114 111H115V110H114ZM134 111H135V110H134ZM198 111H199V112H198ZM8 112H7V113H8ZM12 112H13V111H12ZM17 112H18V111H17ZM34 112H35V110H34ZM39 112L42 113V110L39 111ZM43 112H44V111H43ZM53 112H55V118H56V113H57V111H53ZM53 112H51V113H53ZM62 112H63V110H62ZM77 112H78V111H77ZM83 112H84V111H83ZM85 112H86V111H85ZM95 112H96V111H95ZM99 112H101V111H98V113H99ZM102 112H103V111H102ZM115 112H116V111H115ZM187 112H188V111H187ZM187 112H186V114H188ZM189 112H190V111H189ZM10 113H11V112H10ZM10 113H8V114H10ZM49 113H50V111H49ZM51 113H50V114H51ZM63 113H64V112H63ZM87 113H88V112H87ZM98 113L96 112L97 115H95V117L98 116L99 114H101V113H99V114H98ZM105 113H106V112H105ZM110 113H109V114H110ZM116 113H118V112H116ZM116 113H114V115H115ZM134 113H135V112H134ZM8 114H6V115H8ZM13 114L16 115L15 112H14ZM13 114L11 113V115H13ZM17 114H18V113H17ZM21 114L19 115V117L23 116V115H21ZM36 114H37V113H36ZM50 114H49L50 117H49V116H46V115H48V114H45V113H43V116L45 115L46 118H48V117H49V118H52L51 116H54V115H53V114L50 115ZM57 114L59 115V113H57ZM60 114H61V113H60ZM92 114H93V112H92ZM137 114H138V113H137ZM1 115H4L3 112L1 113ZM1 115H0V119H1V117H2ZM11 115L8 116L9 119H10ZM34 115H35V113H34ZM40 115H42V114H40ZM62 115H63V114H62ZM89 115H90V114H89ZM89 115L86 114L85 116L88 117ZM114 115L112 116V118L114 117ZM131 115H132V114H131ZM131 115H130V116H131ZM188 115H189V114H188ZM227 115H228V114H227ZM4 116H5V115H4ZM4 116H3V117H4ZM13 116H14V115H13ZM25 116H26V115H25ZM31 116H33V115H31V113H30V117H31ZM64 116L67 117L65 114H64ZM85 116H84V117H85ZM130 116H129V117H130ZM137 116H138V115H137ZM175 116H176V115H175ZM3 117H2V119H1L2 121L9 120V119H7V116L5 117L6 120H5ZM23 117H24V116H23ZM28 117H29V116H28ZM33 117H34V116H33ZM40 117H41V116H40ZM84 117H83V119H85ZM89 117H90V116H89ZM89 117L87 118L88 120H89ZM95 117H94V118H95ZM110 117H111V115H110ZM132 117H133V115H132ZM12 118H13V117H11V120H12ZM14 118H16V117H14ZM25 118H26V117H25ZM42 118H44V117H42ZM46 118H44V120H46ZM49 118L47 119V122H48V120H49L50 122L54 120V121H53V124L56 123V122H55V119L52 120V119H49ZM53 118H54V117H53ZM60 118H61V115H59V119H60ZM168 118H170V117H168ZM176 118H177V117H176ZM32 119H33V118H32ZM57 119H58V117H57ZM57 119H56V120H57ZM61 119L65 120L64 118H61ZM67 119H68V118H67ZM67 119H66V120H67ZM87 119H86V120H87ZM97 119H98V118H97ZM110 119H111V118H109V120H110ZM156 119H157V118H156ZM159 119H161V118H159ZM192 119H191V120H192ZM1 120H0V122H1ZM66 120H65V122H66ZM88 120H87V121H88ZM91 120L94 122L95 119H90L89 122H91V123H90V124L88 123L87 125H91V124H94V123L96 122V121H95L94 123H92ZM109 120H108V121H109ZM136 120H137V119H136ZM21 121H22V120H21ZM35 121H36V120H35ZM35 121L33 120V122H35ZM39 121H40V119H39ZM41 121H42V119H41ZM41 121H40V122H41ZM97 121H98V120H97ZM111 121H112V119H111ZM132 121H133V120H132ZM193 121H192V122H193ZM29 122H30V121H29ZM29 122H28V123H29ZM33 122H32V123H33ZM37 122H38V120H37ZM37 122H35L34 125L30 122V123L33 125V128H35L37 125H38L39 127H40V125H42V124H39V122H38V123H37ZM42 122H43V121H42ZM50 122H49V125H50ZM57 122H58V121H57ZM59 122H60V121H59ZM59 122L56 123L57 126H55L56 124H54V126H55V128H56V132H58V130H60V129L57 130V127L59 126L58 124H60ZM63 122H64V121H63ZM129 122H130V121H129ZM153 122H154V121H153ZM153 122H152V123H153ZM159 122H158V123H159ZM192 122H191V123H192ZM19 123H20V122H19ZM36 123H37V125H36ZM51 123H52V122H51ZM180 123H181V129L184 130L185 128H183V127H184V126L186 127L185 122H184V124H183L182 122H180ZM43 124H44V123H43ZM53 124H51V127H52V128H53V126H52ZM62 124H64V123H62ZM83 124H85L84 121H83ZM95 124H98V123H95ZM110 124H111V123H110ZM110 124H108V125H110ZM156 124H157V123H156ZM188 124H189V122H188ZM193 124H194V123H193ZM5 125H6V124H5ZM10 125H12V124L10 123ZM29 125H30V124H29ZM29 125H27V126H29ZM32 125H31V126H32ZM47 125H48V124H47ZM49 125H48V126H49ZM67 125H68V124H67ZM67 125H65V126L67 127ZM69 125H70V124H69ZM21 126H23V127H20V125H18V127H20V128H19L20 130H18L19 132H18V131H15V132H17V135L20 134V136H18V137H21V136H22V137L25 138V133H26V136H28L29 134H28V132H25V131H27L26 128H25V131L22 130V131L24 132V134H23V132L21 131V128H24L25 125H21ZM34 126H35V127H34ZM38 126H37V128H38ZM85 126H86V125H85ZM155 126H156V125H155ZM187 126H188V125H187ZM43 127H44V128H43ZM43 127H42L43 129L46 128L45 125H44ZM59 127H60V126H59ZM61 127H62V126H61ZM61 127H60V128H61ZM89 127H91V126H89ZM92 127H93V125H92ZM92 127L90 128V129H91V130H90L91 133H92V131L94 130V128H95V129L97 128V126H94L93 129H92ZM110 127H111V126H110ZM110 127L106 126V128H110ZM169 127H170V126H169ZM2 128H3V127H2ZM29 128H31V127H29ZM33 128H31V129H33ZM37 128H35V129H33V130L35 131ZM49 128H50V127H49ZM55 128H54V129H55ZM64 128H65V127H64ZM64 128L62 127L63 130H64ZM67 128H68V127H67ZM67 128H66V129H67ZM83 128H84V125H83ZM86 128H87V127H86ZM111 128H113L112 131L115 132L114 127H111ZM160 128H159V130H160ZM0 129H1V128H0ZM6 129H7V128H6ZM27 129H28V128H27ZM54 129H52V130L55 131ZM88 129H89V128H88ZM104 129H105V128H104ZM171 129H173V128L171 127ZM190 129H191V128H190ZM190 129H189V130H190ZM2 130H3V129H2ZM4 130H5V129H4ZM15 130H17V128H16ZM52 130H50V131L48 130V131L52 133V132H53ZM83 130H84V129H83ZM85 130H87V129H85ZM96 130H97V129H96ZM13 131H14V129H13ZM38 131H40V133H41V130H38ZM67 131H68V130H67ZM180 131H181V130H180ZM185 131H186V130H185ZM196 131H195V132H196ZM6 132H7V130H6ZM15 132H12V133L15 134ZM36 132H37V131H36ZM36 132H34V133H36ZM60 132H63V133H64V131H62V130H61ZM60 132H59V134H60ZM71 132H72V131H71ZM71 132H70V133H71ZM84 132H85V131H84ZM94 132H95V133H92V134H96V136H99V133H98L97 131H94ZM99 132H101V131H99ZM108 132H109V131H108ZM167 132L169 133V135H167ZM183 132H184V131H183ZM195 132H194V133H195ZM18 133H19V134H18ZM21 133H22V135H21ZM30 133H31V132H30ZM63 133H62V135H63V140H65V139H64V136H65L64 134L66 133V135H67V132H65L64 134H63ZM89 133H90V132H89ZM97 133H98V135H97ZM111 133H112V132H111ZM115 133H116V132H115ZM0 134L2 135L1 131H0ZM3 134H4V133H3ZM37 134H38V133H37ZM44 134H48V132L46 131V133H44ZM52 134L54 135L55 133H52ZM52 134L50 135L51 137H52ZM56 134H57V133H56ZM68 134H69V133H68ZM77 134H81V132H80V133H77ZM87 134H88V132H87ZM87 134H86V138L89 137V134H88V135H87ZM100 134H101V133H100ZM102 134H103V135H106V134L108 135V133H107V129H106V131H105V130H102ZM116 134L118 135V133H116ZM138 134H139V133H138ZM1 135H0V137H1ZM7 135H8V134H6L5 136H7ZM23 135H24V136H23ZM32 135H33V134H32ZM39 135H41V134H39ZM57 135H58V134H57ZM70 135H71V134H69V136H70ZM110 135H111V134H110ZM113 135H114V134H113ZM119 135H120V134H119ZM5 136H3V138H4ZM9 136H10V135H9ZM9 136H8V140L10 139ZM12 136H14V135H12ZM30 136H31V135H30ZM30 136H29V137H26V138H30V139H31L32 136H31V137H30ZM48 136H49V135H48ZM55 136H56V135H55ZM55 136H54V137H55ZM58 136H59V135H58ZM69 136L67 135V137H66V136H65V137L68 138ZM71 136H72V137H71ZM71 136L69 137V140H68V141H70V138H74V137H76V136H74L73 134H72ZM73 136H74V137H73ZM80 136H81V135H80ZM82 136H83V135H82ZM101 136H102V135H101ZM10 137H11V136H10ZM16 137H17V136H16ZM16 137H15V136H14V138L12 137L11 140L14 141V140L16 139ZM22 137H21V138H22ZM36 137H37V136H35V138H36ZM39 137H40V136H39ZM44 137H46V135H44ZM51 137H50V138H51ZM84 137H85V136H84ZM84 137H83V138H84ZM102 137H103V136H102ZM118 137H119V136H118ZM133 137H134V136H133ZM143 137H142V139H143ZM21 138H20V140H21ZM26 138H25V139H26ZM37 138H38V137H37ZM46 138H47V137H46ZM76 138H78V137H76ZM119 138H120V137H119ZM124 138H125V137H124ZM1 139H2V138H1ZM4 139H6V138H4ZM4 139H2V140H4ZM17 139H19V138H17ZM54 139H56V141H57L58 137L56 136V138H54ZM59 139H62V138L59 137ZM88 139H89V138H88ZM88 139H86V140L88 141V143H90L91 141L88 140ZM103 139H104V138H103ZM121 139H122V137H121ZM129 139H132V138L130 137ZM140 139H141V138H139V137L137 136L134 140L130 141V144H129V140H128V143H127L128 145L126 144V145L124 146V144H123L124 147H122V148L120 147V148H119L120 150L117 149L118 151H115V149H114L113 152L115 151L114 153H117V154H113V157H114V158L111 159V161H116V162H115V163H112V165L106 161L107 158H106V160L104 159V154H102L103 157H102V156H101V157L104 159V162H103L104 165H103L102 163H101V164H102L103 166H105L106 164H109V165H108L109 168H108V167H106V168H108V169H110V170L113 171V169L117 168L118 166H120V165L122 164V162L124 161V159H125L127 156H128V157L132 156L133 158L136 157V156L138 155L137 149H138V147H140V143H141ZM6 140H7V139H6ZM8 140H7V141H4L3 144L6 145V143L8 142ZM20 140H19V141H20ZM22 140H23V139H22ZM22 140H21V141H22ZM32 140H33V137H32ZM66 140H67V139H66ZM71 140L73 141V139H71ZM76 140H77V139H76ZM76 140H75V141H76ZM78 140H79V141H82V139H81V140L78 139ZM78 140H77V141H78ZM181 140H182V141H181ZM13 141H10V142H13ZM15 141H17V142H15V144H17V143H18V140H15ZM45 141H46V140H45ZM58 141H59V140H58ZM87 141H82V142H85L84 144H86ZM89 141H90V142H89ZM100 141H101V140H100ZM124 141H125V140L123 139V141H121V142H124ZM142 141H143V140H142ZM168 141H173V144H174V142H175V146H170V145H167V146H166L165 144H166ZM10 142H9V144H11ZM31 142H32V141H31ZM62 142H65V141H61V143H62ZM70 142H71V141H70ZM92 142H93V141H92ZM94 142H96V143H90V144L87 143V147H88L91 151L98 152V154H99V153H102L101 151H103V150H100V148H99V146H98L99 144H100V146H101V143H99V141H98L97 139H96V141L94 140ZM125 142H126V141H125ZM150 142H151V141H150ZM48 143H49V142H48ZM55 143H56V142H55ZM57 143H58V142H57ZM59 143H60V142H59ZM1 144H2V142H1ZM12 144H13V143H12ZM20 144H21V143H20ZM43 144H44V143H43ZM43 144H41L40 146H41V149L44 151V148H45V147H44V148L42 147ZM63 144H64V143H63ZM67 144H68V143H67ZM69 144H70V143H69ZM81 144H83V143L80 142V145H81ZM91 144H92V145H91ZM119 144H120V141H119ZM119 144H118V145H119ZM170 144H171V143H170ZM7 145H8V143H7ZM17 145H18V144H17ZM24 145H25V142H24ZM26 145H27V144H26ZM26 145H25V146H26ZM59 145H61V144H58V145L55 144L54 147H58ZM71 145H72V144H71ZM121 145H122V144H121ZM12 146H13V145H12ZM38 146H39V145H37V147H38ZM43 146H44V145H43ZM49 146H50V145H49ZM52 146H53V145H51V148H50V147H49V148L47 147V150H48V151H46V152H49V151L51 152L50 149H52ZM68 146H69V145H68ZM72 146L74 147V145H72ZM83 146H84V145H83ZM85 146H86V145H85ZM119 146H120V145H119ZM2 147H3V146H2ZM22 147L24 148L23 144H22ZM26 147H27V146H26ZM28 147H30V146H28ZM33 147H34V146H33ZM59 147H60V146H59ZM59 147H58V148H59ZM87 147H86V149H87ZM19 148H20V147H19ZM31 148H32V147H31ZM67 148H69V151H70V146L67 147ZM67 148H66V149H67ZM117 148H118V147H117ZM20 149L22 150V148H20ZM34 149H35V148H34ZM39 149H40V147H38V150H39ZM41 149L39 150V152L41 151ZM154 149H155V148H154ZM26 150H28V148H27ZM30 150H31V149H30ZM36 150H37V149H36ZM36 150H35V153L38 152V151H36ZM45 150H46V149H45ZM71 150H72V147H71ZM73 150H75V149L73 148ZM73 150H72V151H73ZM87 150H88V149H87ZM90 150H89V151H90ZM111 150H112V148H111ZM28 151H29V150H28ZM54 151H55V152L57 151L56 148H55V149L53 148V153H54ZM59 151H60V150H59ZM62 151H63V149L61 150V152H62ZM69 151L67 150V152H69ZM72 151H71V152H72ZM10 152H11V154H9V156L11 155V156L13 157V155H12L13 151H10ZM10 152H9V153H10ZM24 152H25V151H24ZM33 152H34V151H33ZM33 152H32V154H33ZM57 152H58V151H57ZM73 152H74V151H73ZM73 152H72V153H73ZM75 152H76V151H75ZM111 152H112V151H111ZM111 152H110V154H111ZM113 152H112V153H113ZM139 152H140V151H139ZM21 153H22V152H21ZM25 153H26V152H25ZM25 153H24V154H25ZM30 153H31V151L29 152V154H30ZM51 153H52V152H51ZM53 153H52V154H53ZM62 153H63V156H64V154L66 155V152H65V153L62 152ZM72 153H71V154H72ZM89 153H90V152H89ZM13 154H14V153H13ZM15 154H16L17 156H18V155H19V156H20V155L23 156V153H22V154H20V153H18V154L15 153ZM27 154H28V153H27ZM41 154H42V153H41ZM41 154H40V155H41ZM48 154H49V153H48ZM52 154H50V155H52ZM58 154H60V152H59ZM74 154H77V155H78V153H74ZM93 154H94V153H93ZM98 154H97V155H98ZM126 154H127V155H126ZM155 154H154V156H155ZM16 155H15V156H16ZM25 155H26V154H25ZM35 155H36V154H35ZM67 155H68V153H67ZM67 155L64 156L65 158H63V157L60 155V158H61V159H59V160L57 159V160H58V164H59V161H62V159H66V157H67V159H68L69 156H70L69 159L71 158V155H69V156H67ZM97 155H96V156H97ZM99 155H100V154H99ZM114 155H115V156H114ZM31 156H32V155H31ZM38 156H39V155H38ZM41 156H42V155H41ZM87 156H89V155L87 154ZM91 156H92V154H91ZM91 156H90V157H91ZM23 157H24V156H23ZM29 157H30V156H29ZM33 157H34V156H33ZM49 157H50V156H49ZM73 157L78 158V159L76 160V163L82 164V163H80L81 160H79V157H78V156H73ZM81 157H82V158H80V159H84V158H83V155H82ZM94 157H95V156H93L92 158H94ZM98 157H99V156H98ZM109 157H110V155H109ZM139 157H140V156H139ZM0 158H1V157H0ZM15 158H16V157H15ZM56 158H57V157H56V155H55V160H56ZM58 158H59V157H58ZM76 158H73V159H76ZM102 158H101V160H102ZM133 158H132V159H133ZM137 158H138V156H137ZM12 159H14V157H13ZM12 159H11V160H12ZM24 159H27V157H25ZM37 159H38V158H37ZM40 159H41V158H40ZM40 159H39V160H40ZM51 159H53V155H52V158H51ZM67 159H66V160H67ZM73 159L71 158L72 162L74 163L75 161H73ZM88 159H89V158H87V160H88ZM14 160H15V159H14ZM16 160H17V159H16ZM21 160H22V158H21ZM28 160H29V159H27V161H28ZM49 160H50V159H49ZM55 160L53 159V161H55ZM57 160H56V161H57ZM66 160H65V161H66ZM85 160H86V158H85ZM85 160H84V161H85ZM91 160H93V159H91ZM94 160H95V159H94ZM94 160H93V161H94ZM99 160H100V159H99ZM101 160H100V161H101ZM25 161H26V160H25ZM27 161H26V162H27ZM29 161H30V160H29ZM29 161H28V162H29ZM32 161H33V160H32ZM34 161H35V160H34ZM34 161H33V162H34ZM37 161H38V160H36V162H37ZM50 161H52V160H50ZM50 161H49V164H51ZM56 161H55V162H56ZM63 161H64V160H63ZM67 161H68V160H67ZM78 161H79V162H78ZM95 161L97 162L98 160L96 159ZM100 161H98L99 164H100ZM2 162H3V161H2ZM26 162H24V163H26ZM33 162H32V163H33ZM36 162H34V163H36ZM40 162H41V161H40ZM40 162H39V163H40ZM72 162H70V164H71ZM86 162H87V161H85L84 164H85ZM101 162H102V161H101ZM109 162H110V161H109ZM13 163H14V162H13ZM15 163H16V162H15ZM30 163H31V162H30ZM32 163H31V164H32ZM62 163H63V164L60 163L61 166H63V165L67 166V165H68V164H67V165L64 164V162H62ZM66 163H67V162H66ZM94 163H95V162H94ZM56 164H57V162H56L54 165H56ZM70 164H69V165H70ZM74 164H75V163H74ZM95 164H96V163H95ZM99 164L97 163L98 166H99ZM145 164H146V163H145ZM21 165L24 166V167H25V166L27 167L28 163H27V164H23V163H22ZM34 165H36V164H34ZM34 165H33V166H34ZM37 165H39V164L37 163ZM43 165H44V164H42V166H43ZM51 165H52V164H51ZM54 165H53V167H54ZM72 165H73V164H72ZM75 165H78V164H75ZM140 165H141V164H140ZM143 165H144V164H143ZM29 166H30V165H29ZM31 166H32V165H31ZM31 166H30V167H31ZM33 166H32V167H33ZM44 166H45V165H44ZM46 166H48V165H46ZM70 166H71V165H70ZM73 166H74V165H73ZM79 166H80V165H79ZM79 166H78V167H79ZM100 166H101V165H100ZM100 166H99V167H100ZM106 166H107V165H106ZM168 166H169V165H168ZM18 167H19V166H17V168H18ZM32 167H31V168H32ZM34 167H35V166H34ZM39 167H41V163H40V166H38V168H39ZM51 167H52V166H51ZM56 167H57V166H55V170H56V171H53V172H52L51 169H47V170H46V168H50V165H49V167H46V168L42 167V169H45L47 172H48V170H51L50 173L52 172L53 174H55L54 172H56V173L58 174L59 172H57V169H59V167H58V168H56ZM63 167H64V166H63ZM67 167H68V166H67ZM67 167H66V168H67ZM75 167H76V166H75ZM80 167H81V166H80ZM82 167H83V165H82ZM146 167H147V165H146ZM146 167H145V165H144V168H146ZM169 167H170V166H169ZM3 168H4V167H3ZM21 168H23V167H21ZM31 168H30V169H31ZM68 168L70 169V167H68ZM72 168H73V167L71 166V169H72ZM139 168H140V167H138V169H139ZM9 169H10V168H9ZM19 169H20V168H19ZM23 169H25V168H23ZM27 169H28V170H27ZM27 169L24 170V171H30L29 174L32 175V172H31V171H32V170L35 171V170H36V167H35L34 169H31V170H29V167H28ZM42 169H41V170H42ZM53 169H54V168H53ZM64 169H65V167H64ZM71 169H70V170H71ZM74 169H75V168H74ZM76 169H78V168H76ZM140 169H141V168H140ZM163 169H164V168H163ZM1 170H2V169H1ZM4 170H6V168H5ZM66 170H67V169H65V173H66ZM106 170H107V169H106ZM110 170H109V171H110ZM131 170H132V169H131ZM166 170H167V169H165V170H156V171H158L157 174H158L159 176H157V177H159V178H156V179H155V181L153 182L152 186L155 184V182H157L156 180L160 181V179H161V181H163V180L165 179V176L168 175V174H166ZM7 171H8V170H7ZM24 171H23V172H24ZM42 171H43V170H42ZM59 171H60V169H59ZM62 171H64V170H62ZM72 171H73V170H72ZM107 171H108V170H107ZM112 171H111V172H112ZM133 171H134V170H133ZM133 171H132V172H133ZM205 171H206V170H205ZM8 172H9V171H8ZM68 172H69V170L67 171V173H68ZM212 172H213V171H212ZM9 173H10V172H9ZM11 173H12V171H11ZM18 173H19V172H18ZM36 173H37V172H36ZM42 173H43V172H41V171H40V168H39V174H38V175H41ZM48 173H49V172H48ZM52 173H51V174H52ZM60 173L62 174V179H59V182H63V183H62V184H63L62 186H64V187H68L69 185H67V184H68L69 181H70V182H69L70 184H71V183L76 184V181H73V179H74L73 177H72L71 180L69 179V181H68V179H65V178L63 177V176L66 177L67 173H66V175H64L63 172H60ZM60 173L58 174L59 176H60ZM129 173H130V172H129ZM137 173H138V172H136V173L134 172V174L132 173L133 175H131V176L137 175ZM144 173H145V172H144ZM167 173H168V172H167ZM0 174H1V173H0ZM4 174H5V173H4ZM14 174H15V173H14ZM22 174H23V173H22ZM27 174H28V173H27ZM27 174L24 173V175H26V176H24V177L26 178V180H27L26 182L28 183V180H29V179H27V178H30L31 176H30V177H27ZM29 174H28V176H29ZM34 174H35V173H33L32 178H33ZM141 174H142V173H141ZM141 174H140V175H141ZM204 174H205V173H204ZM8 175H9V174H8ZM35 175H36V174H35ZM68 175H70V174H68ZM71 175H72V173H71ZM106 175H107V174H106ZM138 175H139V174H138ZM142 175H143V174H142ZM142 175L139 176L138 178L142 177ZM144 175H145V174H144ZM20 176L22 177L23 175H21V173H20ZM20 176H18V177L16 176V177L19 178V179H22ZM42 176L44 177L43 174H42ZM72 176H74V175H72ZM122 176H123V175H121V177H119V179H120V178L122 179ZM128 176L130 177V174H129ZM1 177H2V176L0 175V178H1ZM3 177H4V176H3ZM7 177L10 178V176H6V178H4V179H8ZM16 177H15V179H16ZM43 177H41V178H43ZM107 177H108V175H107ZM166 177H167V176H166ZM25 178H23V179H25ZM32 178H30V181H31V180H34L35 177H34L33 179H32ZM36 178H37V177H36ZM63 178H64V179H63ZM66 178H67V177H66ZM68 178H69V176H68ZM70 178H71V177H70ZM92 178H94V177H92ZM124 178H125V177H124ZM131 178H132V177H131ZM134 178H136V181H137V176L134 177ZM134 178L132 179L133 181H130V183L132 182V183H131V189H132V190H138V189H140V188H139L138 185L135 184L136 181L134 180ZM143 178H144V177H143ZM145 178H146V176H145ZM224 178H227V177L224 176ZM1 179H3V178H1ZM1 179H0V180H1ZM19 179H18V180H19ZM38 179H39V178H38ZM38 179H37V180H38ZM105 179H109V178H106V177L104 176V179H103L104 182H105ZM121 179H120V180H121ZM227 179H228V178H227ZM236 179H237V178H236ZM11 180H12V179H11ZM16 180H17V179H16ZM16 180H15V181H16ZM18 180H17V182H18ZM74 180H75V179H74ZM92 180H93V179H91V181H92ZM94 180H95V178H94ZM94 180H93V182L95 183ZM124 180H125V179H124ZM124 180H123V181L121 180V183L124 182ZM142 180H143V179H142ZM145 180H146V179H145ZM165 180H166V179H165ZM165 180H164V181H165ZM167 180H168V179H167ZM192 180H193V179H192ZM225 180H226V179H225ZM21 181H22V182H25V181H23V180H21ZM39 181H40V180H39ZM71 181H72V182H71ZM84 181H86V180H84ZM106 181H107V180H106ZM138 181H139V184H140V182H142V184L145 183L144 181H141V178H140V180H138ZM161 181H160V182H161ZM197 181H198V180H197ZM232 181H233V180H232ZM10 182H11V181H10ZM22 182H20V183L18 182L19 185H20ZM33 182H36V181H33ZM37 182H38V181H37ZM79 182H80V185H82V184L85 183V182H83V181H79ZM79 182H78V183H79ZM89 182H90V181H89ZM89 182L86 181L87 184H88ZM133 182H134V183H133ZM185 182H186V181H185ZM235 182H236V181H233V183H232V185L234 186V188H236V187L239 185V184H235ZM1 183H2V182H0V184H1ZM106 183L108 184V182H106ZM124 183H125V182H124ZM137 183H138V182H137ZM147 183H148V182H146V184H147ZM198 183H199V182H198ZM228 183H229V181H228ZM237 183H238V182H237ZM2 184H3V183H2ZM5 184L8 186L9 183L7 182V183H5ZM22 184H24V183H22ZM28 184H29V183H28ZM28 184H27V185H28ZM33 184H35V183H33ZM58 184H59V183H58ZM89 184H93V183L91 182V183H89ZM157 184H158V183H156L155 185H157ZM159 184H160V183H159ZM159 184H158V185H159ZM181 184H182V183H181ZM190 184H191V183H190ZM196 184H197V183H196ZM199 184H200V183H199ZM6 185H5V186H6ZM27 185L25 184V186H27ZM30 185H32V183H31ZM30 185H28L29 188H30ZM60 185H61V184H59V187H60ZM80 185H77V186H80ZM84 185H85V186H88V185H86V184H84ZM84 185H83L82 187H85ZM124 185H125V184H124ZM140 185H141V184H140ZM155 185H154V186H155ZM183 185H184V184H183ZM191 185H192V184H191ZM191 185H190V187H191ZM200 185H201V184H200ZM229 185H230V184H229ZM232 185H231V186H232ZM10 186L12 187V185H10ZM23 186H24V185H23ZM28 186H27V187H28ZM70 186H73V185H70ZM70 186H69V188H70ZM75 186H76V185H75ZM77 186H76V187H77ZM104 186H106V185H104ZM154 186H153V187H154ZM194 186H195V182H194ZM194 186L192 185V187H194ZM1 187H2V185H1ZM3 187H4V186H3ZM57 187H58V186H57ZM80 187H81V186H80ZM80 187H79V188H80ZM106 187H107V186H106ZM124 187L128 190L129 187H130V185L126 184ZM180 187H181V186H180ZM192 187H191V189L196 190L195 187H194V188H192ZM197 187H199V186L197 185ZM21 188H22V187H21ZM69 188H67V190H69ZM79 188H78V190H79ZM87 188H88V187H87ZM103 188H104V187H103ZM155 188H156V187H155ZM181 188H182V187H181ZM0 189H2V188H0ZM60 189L62 190V188H60ZM65 189H66V188H65ZM65 189H64V190H65ZM81 189H82V188H81ZM83 189H84V188H83ZM108 189H109L110 192L108 191ZM108 189H107V192H109V193H111V192L114 190V189L111 190V188H109V187H108ZM131 189H130V190H131ZM185 189H186V188H185ZM197 189H198V188H197ZM4 190H6V189L3 188L2 191H4ZM19 190H20V189H19ZM19 190H17V191L19 192ZM72 190H73V188H71L69 191H67V194H68V195H65V197H68L69 195H70V196H71V195H72V196H73V195L75 196V195H76V191H74L75 189H74L73 191H72ZM86 190H87V189H86ZM105 190H106V189H105ZM130 190H129V191H126L125 193H127V194H128V192L130 193ZM177 190H178V189H177ZM181 190H183V189H181ZM17 191H13V192H16V193L18 194ZM70 191H71V192H70ZM84 191H85V190H84ZM87 191H88V190H87ZM87 191H86V192H83V191H82V194H81V195H83L84 193L86 194ZM240 191H241V190H240ZM0 192H1V190H0ZM6 192H8V191H4V193H6ZM13 192L11 191V193H10V190H9V193H10V194H8L9 196H8V195H7V196L10 197L11 194H12V195H13V194H16V193H13ZM68 192H69V193H68ZM74 192H75V194H74ZM80 192H81V191H80ZM80 192H79V194H80ZM114 192H115V193H114ZM114 192H112V194H111L112 197H113V196L116 197V195H114V194H117L118 197L123 196V193L121 192V190H119V191H116V190H115ZM174 192H176V191H174ZM177 192H180V191H177ZM24 193H26V192H24ZM60 193H61V192H60ZM70 193H71V194H70ZM72 193H73V194H72ZM138 193H139V192H136V193L133 194V195L136 196V195H138ZM180 193H181V192H180ZM1 194H3V193H1ZM6 194H7V193H6ZM17 194H16V195H17ZM27 194H28V192H27ZM85 194H84V195H85ZM178 194H179V193H178ZM241 194H242V193H241ZM241 194H240L239 197H241ZM19 195H20V192H19ZM21 195L23 196V194H21ZM28 195H29V194H28ZM61 195H62V194H61ZM84 195H83V197H84ZM111 195L109 194L110 198H112ZM2 196H3V195H1V197H2ZM5 196H6V195H5ZM5 196H4V198H5ZM7 196H6V197H7ZM17 196H18V195H17ZM17 196L13 195V199L16 197V200H17V199H18ZM24 196H25V194H24ZM109 196H108V198H109ZM179 196H180V195H179ZM25 197H26V196H25ZM39 197L41 198V197H43V195H42V196L40 195ZM75 197L78 198L79 196H75ZM75 197H74V198H75ZM80 197H81V196H80ZM85 197H86V195H85ZM87 197H88V196H87ZM87 197H86V199L88 200ZM91 197L93 198V196H91ZM19 198H20V197H19ZM40 198H39V199H40ZM43 198H44V197H43ZM43 198H42V199H43ZM68 198H70V197H68ZM68 198H67V199H68ZM74 198H72V199H73L74 201H76V199H74ZM89 198H90V197H89ZM92 198H91V200H93ZM113 198H114V197H113ZM175 198H176V197H175ZM39 199H38V200H39ZM60 199H61V198H60ZM62 199H63V198H62ZM67 199H66V201L68 202L69 200H67ZM70 199H71V198H70ZM72 199H71V200H72ZM86 199H85V200H86ZM242 199H244L243 203L240 202V204H239V203L237 202V204H239V205L237 206L238 210L243 211V212H244V211L246 212V211L249 209V211H250V208H251V207H250V205L248 204V201H246V196L243 195V198H242ZM2 200H3V202H4L6 199L4 200L3 197H2ZM19 200H20V199H19ZM43 200H44V199H43ZM55 200H56V199H55ZM71 200H70V201H71ZM78 200H79V199H78ZM82 200H83V199H81V201H82ZM87 200H86V201H87ZM89 200H90V199H89ZM108 200H109V199H108ZM115 200L118 201L119 198H118V200H117V198H115ZM0 201H1V199H0ZM14 201H15V200H14ZM14 201H13V202H14ZM41 201H42V200H41ZM53 201H54V200H53ZM74 201H73V202H74ZM116 201H115V202H116ZM121 201H122V200H121ZM73 202H72V203H73ZM77 202H78V201H77ZM89 202H90V201H89ZM94 202H95V201H94ZM107 202H109V201H107ZM124 202L126 203V200H124ZM124 202H123V203H124ZM40 203H41V202H40ZM55 203H56V202H55ZM55 203L53 202V204H55ZM72 203H71V204H72ZM85 203H86V202H85ZM85 203H84V206L81 205V204H82V203H81V204H80V207L83 206V207L86 208L85 205L90 204V203H88V204H87V203L85 204ZM95 203L97 204V202H95ZM110 203H111V202H110ZM110 203H109V204H110ZM112 203L114 204V200H113ZM116 203H117V202H116ZM118 203H119V202H118ZM120 203H121V202H120ZM120 203H119V204H120ZM125 203H124V204H125ZM60 204H61V203H60ZM91 204H92V203H91ZM109 204H108V206H109ZM1 205H2V203H1ZM1 205H0V206H1ZM14 205H15V204H14ZM30 205H31V204H30ZM32 205H33V204H32ZM38 205H39V204H38ZM74 205H75V202H74ZM74 205H73V206H74ZM77 205H78V204H77ZM77 205H76V207H77ZM92 205H93V207L96 206V205L94 206V203H93ZM106 205H107V204H106ZM115 205H118V204H115ZM156 205H157V204H156ZM224 205L227 207V209L231 210L230 207L228 206V204H227L225 201H224ZM234 205H235V204H234ZM3 206H4V205H3ZM42 206H43V205H42ZM42 206H40V207H42ZM56 206H57V205H56ZM73 206H72V207H73ZM88 206H89V205H88ZM108 206H106V207H107V210H106V211H104V209H102V211H104V214L102 213V214H103V217H104L103 222H102V219H100L101 217L99 218V212H102V211H101L100 209H99V210H100V211H99L98 208H96L99 212H98V216L96 217L97 219H95L94 222H97V221H98V218H99V220L101 221V224H100V225H101V226H100L101 228H103V227H105V226H106L105 228H107L106 221H107L108 219H109V220H115V218L112 219V214H113V213H110V212H109ZM1 207H2V206H1ZM15 207L17 208V205H16ZM36 207H38V206H36ZM51 207H52V205H51ZM76 207L74 206L73 209L71 208V210H74ZM78 207H79V205H78ZM80 207H79V208H80ZM83 207H82V208H83ZM89 207H91V206H89ZM109 207H110V206H109ZM111 207H112V209H113V207L116 208V206H111ZM111 207H110V208H111ZM249 207H250V208H249ZM5 208H6V207H4V209H5ZM16 208H15V210H19V206H18V209H16ZM33 208H34V207H33ZM33 208H32V209H33ZM55 208H57V207H55ZM79 208H77V209H79ZM82 208H81V209H82ZM136 208H137V207H136ZM139 208H140V206H139ZM231 208H232V207H231ZM233 208H234V207H233ZM233 208H232V209H233ZM235 208H236V207H235ZM2 209H3V208H2ZM30 209H31V207H30ZM53 209H54V207H53ZM77 209H76L75 211H73V212H76V211L78 212V211H83V210H84V208H83V210H81V209H80V210H77ZM86 209H87V208H86ZM8 210H9V209H8ZM22 210H23V209H22ZM26 210H27V209H26ZM26 210H25V208H24L25 214L28 213V212H26ZM33 210H34V209H33ZM44 210H46V209H44ZM49 210H50V209H49ZM71 210H70V211H71ZM88 210H89V209H88ZM88 210H87V211H88ZM5 211H6V210H5ZM24 211H23L22 213H24ZM27 211H28V210H27ZM37 211H38V210H36V211L34 210L33 212L37 214V213L39 212V211H38V212H37ZM47 211H48V209H47ZM47 211H46V213H48ZM54 211H55V209H54ZM110 211H111V210H110ZM146 211H147V209H146ZM172 211H173V210H172ZM249 211H247V212H249ZM16 212H19V211H16ZM29 212H30V211H29ZM33 212H32V213H33ZM71 212H72V211H71ZM71 212H70V216L72 215V217H73V215L76 214V213L73 214V212H72V214H71ZM83 212H84L83 214H85V211H83ZM88 212H89V211H88ZM112 212H113V211H112ZM148 212H150V210H149ZM152 212H153V211H152ZM152 212H150V213H152ZM158 212H159V211H158ZM40 213H43V212H39L38 214H40ZM46 213H43V214L45 215ZM49 213H50V211H49ZM170 213H171V216H172V214H173V216H174L175 211L170 212ZM170 213H169V215H170ZM30 214H31V213H30ZM38 214H37V215H38ZM43 214H42V216H43ZM53 214H54V213H53ZM77 214H78V213H77ZM77 214H76V216H75V215H74V216L77 217ZM80 214H81V212H80ZM83 214H82V215H83ZM86 214L88 215L89 213H86ZM95 214H96V213H95ZM159 214H161V213H159ZM32 215H33V214H32ZM34 215H35V214H34ZM34 215H33V216H34ZM40 215H41V214H40ZM110 215H111V217H110ZM131 215H133V214H131ZM151 215H152V214H151ZM157 215H158V213H157ZM157 215L155 214V216H156L155 219H156V220H157V218H158ZM22 216H23V215H22ZM26 216H27V215H26ZM38 216H39V215H38ZM62 216H65V215L62 214ZM70 216H67V217L69 218ZM79 216H80V215H79ZM79 216H78V218H79ZM84 216H85V215H84ZM84 216H82V217H84ZM101 216H102V215H101ZM129 216H130V215H129ZM129 216H127V217H129ZM133 216H135V215H133ZM138 216H139V215H138ZM159 216H160V215H159ZM161 216H162V215H161ZM173 216H172V217H173ZM29 217L31 218V215H30ZM40 217H41V216H40ZM44 217H45V216H44ZM67 217H66V218H67ZM86 217H87V216H86ZM141 217H142V215L140 216V218H141ZM144 217H145V216H144ZM175 217H176V216H175ZM30 218H29V219H30ZM34 218H35V217H34ZM36 218H37V217H36ZM38 218H39V217H38ZM64 218H65V217H64ZM64 218L62 217V219H64ZM68 218H67V219H68ZM78 218H76V219H78ZM110 218H111V219H110ZM131 218H132V220H134V221H131V225H132V227L134 228V226L136 225V224H135V221L137 220V219H136L137 216L134 217L136 220L133 219V217H131ZM131 218H129V219H131ZM140 218L138 217V220H137L136 222H138ZM145 218H146V217H145ZM145 218H144V219H145ZM24 219H25V217H24ZM26 219H28V218H26ZM31 219H32V218H31ZM31 219H30V220H31ZM39 219H41V218H39ZM44 219H45V218H44ZM49 219H50V217H49ZM62 219L60 218V221H61ZM70 219H71V218L68 219L69 222H70ZM126 219H127V218H126ZM144 219L141 218L140 220H144ZM158 219L160 220V217H159ZM174 219H175V218H174ZM32 220H33V219H32ZM34 220H36V221H35L36 224H37V221H39L38 219H34ZM47 220H48V219H47ZM64 220H66V219H64ZM64 220H63V221H64ZM80 220H81V216H80L79 221H80ZM82 220H83V219H82ZM124 220H125V219H124ZM146 220H147V218H146ZM146 220H144V221L147 222ZM41 221H44V220L41 219ZM49 221H50V220H49ZM63 221H62V222H63ZM71 221L74 222L75 220H74V219H71ZM77 221H78V220H77ZM77 221H75V222H77ZM100 221H98V222L100 223ZM122 221H123V220H122ZM129 221H130V220H129ZM174 221H175V220H174ZM35 222H34V223H35ZM39 222H40V221H39ZM50 222H51V221H50ZM52 222H53V220H52ZM62 222H61V223H62ZM72 222H71V223H72ZM94 222H93V224H94ZM107 222H108V221H107ZM116 222H118V221L116 220ZM125 222L128 223L127 221H125ZM132 222H134V223L132 224ZM140 222H141V221H140ZM244 222H245V224L242 225V232H243V234H242V238H241V239H242V240H241V241H242V242H241V245H240V243H233V242H231L232 240H231V241H228L230 238L227 239V235H223L222 240H221V241H222V242H221V246H220L221 249H220V250H219V249H218V250H215V248H212V247H211L213 250H215V251H213V252H217V253H214V254H216V255H214L213 253H212V255H211L212 257H213V255H214V259H213V260L215 261L216 264H264V243H263V246H261L262 243H260V246L257 245V242H264V234H263L262 232H259L260 229H259L258 231H256L257 228L255 229L254 226H253L254 224L252 225L251 222H248L247 220H245ZM32 223H33V222H32ZM34 223H33V224H34ZM44 223H45V222H44ZM67 223H68V222H67ZM77 223H78V222H77ZM80 223H81V222H80ZM126 223H125V224H126ZM179 223H180V222H179ZM33 224H32V226H33ZM38 224H39V223H38ZM41 224H42V225H46V224H43L42 222H41ZM41 224H40V225H41ZM49 224H50V223H49ZM63 224H64V222H63ZM63 224H62V225H63ZM95 224H96V223H95ZM108 224L111 225L110 223H108ZM112 224H113V222H112ZM129 224H130V223H129ZM129 224H128L129 229L132 230V227H130ZM137 224H138V223H137ZM190 224H191V223H190ZM62 225L60 226V229L63 228L64 225H63V226H62ZM69 225H70V224H69ZM69 225H68V226H69ZM71 225H72V224H71ZM71 225H70V226H71ZM81 225H82V224H81ZM91 225H92V224H91ZM109 225H108V226H109ZM113 225H114V224H113ZM187 225H188V223H187ZM1 226H3V224L1 225V223H0V227H1ZM32 226H31V227H32ZM48 226H49V225H48ZM66 226H67V225L65 224L64 227L67 228V230H65L64 228H63V229H64L66 232H67V231L69 232L70 227L68 228V227H66ZM73 226H74V224H73ZM75 226H76V225H75ZM78 226H79V225H78ZM82 226H84V225H82ZM97 226H98V225L96 224V227H97ZM126 226H127V225H125V227H126ZM136 226H137V225H136ZM175 226H176V225H175ZM175 226H174V227H175ZM3 227H4V226H3ZM5 227H6V226H5ZM42 227H43V226H42ZM88 227L90 228V226H88ZM94 227H95V226H94ZM96 227H95V229H96ZM100 227H97V228H100ZM109 227H110V226H109ZM111 227H112V225H111ZM111 227H110V228H111ZM138 227H139V225H138ZM170 227H171V226H170ZM24 228H25V227H24ZM35 228H36V227H35ZM48 228H49V227H48ZM74 228H75V227H74ZM77 228H78V227H77ZM77 228H75L76 231H77ZM80 228H82V227H80ZM80 228H79V229H80ZM91 228H92V227H91ZM110 228H107V229H110ZM112 228H113V227H112ZM112 228H111V229H112ZM172 228H173V226L171 227V229H172ZM0 229H2V227H1ZM46 229H47V227H46ZM46 229H45V230H46ZM68 229H69V230H68ZM79 229H78L77 232L81 231V230H79ZM84 229H86V228L84 227ZM111 229H110V230H111ZM126 229H128V227H127ZM129 229H128V230H129ZM136 229L138 230V228L135 227V230H136ZM139 229H140V228H139ZM169 229H170V228H169ZM2 230H3V229H2ZM7 230H8V227H7V229H5V232H7ZM37 230H38V229L36 228L35 231H37ZM43 230H44V229H42V231H41V230H40V231L43 233ZM45 230H44V231H45ZM47 230H48V229H47ZM55 230H56V229H55ZM64 230H63V232L65 233ZM91 230H92V229H91ZM91 230H89V231H91ZM96 230H97V229H96ZM98 230H100V229H98ZM110 230H109V231H110ZM131 230H130V232H131L130 234H132V232H133V231H131ZM137 230H136V231H137ZM172 230H173V229H172ZM172 230H170V231L172 232ZM40 231H37L36 234H38ZM52 231H53V230H52ZM61 231H62V229H61ZM70 231H72V232H69L70 234H71V233L76 234V233H75L76 231L72 230V228H71ZM73 231H74V232H73ZM83 231H84V230H83ZM105 231H108V230H105ZM105 231H104V233H106V234L109 233V232H105ZM136 231H135V233H136ZM140 231H141V230H140ZM170 231H169V232H170ZM8 232H10V230H8ZM8 232H7V234L9 235ZM22 232H23V231H22ZM24 232H25V231H24ZM26 232H27V231H26ZM84 232H86V230H85ZM84 232L81 231V232H79V233H77V234H79V236H80V235H83V234H80V233H84ZM93 232H94V231H93ZM99 232H100V231H99ZM99 232H98V233H99ZM111 232H114V233H115L116 231L113 230V231H111ZM111 232H110V234H111ZM137 232H139V231H137ZM247 232H250L251 237L248 235ZM11 233H12V232H11ZM13 233H14V232H13ZM20 233H21V232H20ZM51 233H53V232H51ZM98 233H97V234H98ZM117 233H118V232H117ZM117 233H115L114 236H115ZM166 233H167V231L165 232V234H166ZM187 233H188V232H187ZM7 234H6V235H7ZM14 234H15V233H14ZM21 234H25V235L27 234V236L29 235L28 233H21ZM21 234H20V235H21ZM36 234H35V236H38V235H39V234H38V235H36ZM40 234H41V233H40ZM46 234H47V232H46ZM46 234H41L40 236L42 237V235L45 236ZM54 234H55V233H54ZM54 234H51V235L54 236ZM70 234H69V235H70ZM84 234L87 235V233H84ZM94 234L98 237V235H97L96 233H94ZM101 234H102V233H101ZM112 234H113V233H112ZM119 234H121V233H119ZM119 234H118V236H119L120 238H121L122 236L124 237V235L120 236ZM130 234L128 233V235H130ZM246 234H247V235H246ZM11 235H12V234H11ZM11 235H10V236H11ZM17 235H18V234H17ZM20 235H18V237H19ZM49 235H50V234H49ZM51 235H50V236H51ZM64 235H66V234H64ZM71 235H72V234H71ZM71 235H70V236H71ZM99 235H100V234H99ZM133 235H134V233H133ZM201 235H202V234H201ZM1 236H2V235H1ZM29 236H31V235H29ZM29 236H28V237H29ZM35 236L33 237V239L35 238ZM46 236H47V235H46ZM46 236H45V237H46ZM53 236H52V237H53ZM70 236H68V237H69L70 240L72 241V238H71ZM104 236H105V234L102 235V237H104ZM107 236H109V234H108ZM116 236H117V235H116ZM118 236H117V237H118ZM131 236H132V235H131ZM134 236H135V235H134ZM169 236H170V235H168V238H169ZM247 236H249L250 238L248 239ZM2 237H4V236H2ZM11 237H13V241H15L14 238H16L17 236L14 237V236L12 235ZM11 237H10V238H11ZM18 237H17L16 242H17V241L19 242V241L21 240V238H22V237H19L20 240H18ZM24 237H25V236H24ZM24 237H23V238H24ZM28 237H27V238H28ZM55 237H56V236H55ZM55 237H54V238H55ZM60 237H61V236H60ZM65 237L68 238L67 236H65ZM77 237H78V235H77ZM77 237L75 238L74 235H73V238H74V239H77ZM80 237H81V236H80ZM80 237L78 238V240H80ZM84 237H85V236H84ZM84 237H81V238H83L82 240H85ZM100 237H101V236H99V238H100ZM110 237H111V236H110ZM117 237H116V238L114 237L113 240H118L119 237H118V238H117ZM123 237H122V238H123ZM159 237H160V240H161V239H164V238H163L164 235L159 236ZM159 237H158V238H159ZM176 237H178V236H176ZM176 237H174V238H176ZM202 237H204V236H202ZM8 238H9V237H8ZM23 238H22V239H23ZM43 238H44V237H43ZM49 238H51V237H49ZM61 238H62V237H61ZM63 238H64V237H63ZM85 238H86V240L88 241L87 237H85ZM105 238H106V237H105ZM111 238H112V237H111ZM127 238H129V237L127 236ZM127 238H126V239H127ZM174 238H173L172 240L174 241V244H176ZM239 238H240V237H239ZM246 238H247V242L244 241V240H246ZM251 238H252L254 241H253ZM4 239L6 240V237H5ZM29 239H30V237H29ZM29 239H28L27 241H30ZM33 239H32V237H31V240H32V241H33ZM40 239H41V238H40ZM45 239H46V238H45ZM45 239H44V240H45ZM101 239H102V238H101ZM107 239H108V238H107ZM109 239H110V238H109ZM126 239H125V240H126ZM132 239H133V238H132ZM165 239H166V238H165ZM169 239H170V238H169ZM192 239H193V240H194V239H197V235H196L194 232H193V233H190V234L188 233L187 236H184V237H182L181 239H179V242H180V241H183V242H184V241H185V242L187 241V242H188V241H192ZM202 239H204V238H202ZM250 239H251V242H250ZM5 240H2V241H5ZM10 240H11V239H10ZM34 240H35V239H34ZM38 240H39V239H38ZM54 240H55V239H53L52 243L54 242ZM60 240H63V241H64V239H60ZM65 240H66V239H65ZM67 240H68V239H67ZM86 240H85L84 244L87 242ZM99 240H100V239H99ZM111 240H112V239H111ZM128 240H129V239H128ZM160 240H159V242H160ZM0 241H1V238H0ZM25 241H26V239H25ZM25 241H24V242H25ZM27 241H26V242H27ZM45 241H48L47 244L49 243V244H48L49 246H50V245H53L52 243L50 244L49 240H45ZM63 241H60L61 244L63 243ZM71 241H70V242H71ZM76 241H77V240H76ZM76 241H74V242H76ZM90 241H91V240L89 239L88 244L90 243ZM102 241H103V240H102ZM107 241H108V240H107ZM107 241H106L105 243H107ZM118 241H119V240H118ZM122 241H123V240H122ZM133 241H136V240L134 239ZM133 241H132V244H134ZM164 241H165V240H164ZM166 241H167V239H166ZM166 241L164 242V244H165V247L167 246V247H166L167 250L170 249V248H171V249H170L171 251H172V249L174 250V248H175L174 246H175V245L173 244L174 246H172V244H171L172 242H170V241H169V242H168V241L166 242ZM177 241H178V240H177ZM6 242H7V240H6ZM18 242H17V243H18ZM22 242H23V241H22ZM26 242H25V244H26ZM34 242L36 243L37 241H34ZM38 242L41 243V244L44 243V241H42V242L38 241ZM38 242H37V243H38ZM67 242H68V241H67ZM72 242H73V241H72ZM74 242H73V244H74ZM81 242H83V241H79L78 244H80ZM91 242H92V241H91ZM96 242H97V241H96ZM96 242H95V243H96ZM109 242H110V241H109ZM109 242H108V243H109ZM113 242H114V241H113ZM126 242H127V241H126ZM126 242H125V243H126ZM128 242H130V241H128ZM138 242H139V240H138ZM159 242H158V243H159ZM161 242H162V241H161ZM249 242H250V243H249ZM252 242H253V243H252ZM3 243H4V242H3ZM11 243H12V241H11ZM14 243H15V242H14ZM19 243H21V242H19ZM30 243H31V241L29 242V244H30ZM64 243H66V242H64ZM76 243H77V242H76ZM93 243H94V242H93ZM105 243H103V244H104V245H107V244H105ZM111 243H112V242H110V244H111ZM117 243H119V242H117ZM166 243H167V244L170 243V245H171L172 247H174V248L170 247V245H169V247H168V245H167ZM202 243H206L205 246H208L207 241H206L205 239H204V241H203ZM15 244H16V243H15ZM15 244H13V245H15ZM23 244H24V243H23ZM57 244H58V246H59V243H56V246H54L55 249L57 248ZM61 244H60V245H61ZM67 244H68V243H67ZM67 244H66V246H68ZM71 244H72V243H71ZM81 244H82V243H81ZM86 244H87V243H86ZM96 244L99 245L98 242H97ZM96 244H95V245H96ZM123 244H124V243H123ZM127 244H128V243H127ZM127 244H124V246H125V245L127 246ZM130 244H131V243H130ZM136 244H137V242L134 244V247H136L139 243H138L137 245H136ZM151 244H153V246H155V245H154V242H153V243H148V244H145V245H148V246H151V247H152ZM160 244H161V243H160ZM0 245H1V243H0ZM5 245H6V244H5ZM17 245H18V244H17ZM27 245H28V243H27ZM38 245H39V244H38ZM92 245H93V244H91V247H90V248H92V247L94 246V245H93V246H92ZM100 245H101V240H100ZM119 245H120V244H119ZM135 245H136V246H135ZM145 245H144V246H145ZM161 245H162L161 247L164 246L163 243H162ZM210 245H211V244H210ZM9 246H12V244L9 245ZM19 246H20V245H19ZM19 246H18V247H19ZM35 246H36V245H35ZM63 246H64V245L62 244L61 247H63ZM66 246H64V248H65ZM69 246H70V245H69ZM80 246H82V245H80ZM83 246H84V245H83ZM89 246H90V245H89ZM96 246H97V245H96ZM101 246L103 247V245H101ZM101 246H100V247L97 246L96 248L93 247V248L97 251V253L100 254V257H97V258H103V249H104V248H105L104 251H105V250H106V251H107V250L109 251V249H108L107 247L102 248ZM108 246H110V245H108ZM116 246H117V245H116ZM124 246H123V247H124ZM126 246H125V247H126ZM132 246H133V245H132ZM157 246L160 247L159 245H156V248H157ZM211 246H212V245H211ZM18 247H17V248H18ZM30 247H32V246H30ZM33 247H34V246H33ZM74 247H75V246H74ZM120 247H122V245H121ZM123 247H122V248H123ZM125 247H124V248H125ZM138 247H139V248H138ZM138 247L136 248L137 250H138V249H141V250H142V249H145V248H146V246H145V247L142 246V248H140V245H139ZM165 247H163V248H165ZM208 247H209V246H208ZM208 247H207L206 250H209L208 252L211 254V251H212V250H211L210 248H208ZM11 248H13V247H11ZM17 248L14 249V250H15V251L13 252L14 255H15V252L18 251ZM20 248L23 249V247H20ZM35 248H36V247H35ZM38 248H39V247L37 246L36 250H37ZM48 248H49V247H48ZM52 248H53V247H50V249H52ZM64 248H62V249L60 248L62 252H63V249H64ZM72 248H73V247H72ZM75 248H76V247H75ZM86 248H88V246H87ZM86 248H85V249H86ZM93 248H92V249H93ZM106 248H107V249H106ZM109 248H110V247H109ZM117 248H118V246H117ZM124 248H123V249H124ZM129 248H132V247H129ZM149 248H150V247H148L147 249H149ZM153 248L155 249V247H153ZM163 248H161V250H162ZM203 248H204V247H203ZM6 249H7V248H6ZM42 249H43V248H42ZM60 249H58V251H59ZM73 249H74V248H73ZM81 249H82V248H81ZM85 249L83 248V250H85ZM88 249H89V248H88ZM92 249H91V250H92ZM120 249H121V248H120ZM126 249H127V248H126ZM154 249H152V250H154ZM0 250H2V249H0ZM8 250H9V249H8ZM20 250H21V249H20ZM40 250H41V249H39L38 251H40ZM43 250H44V249H43ZM68 250H69V249L67 248L66 251H67V253L70 255L71 252H70V250H69V251H68ZM74 250L76 251L77 249H74ZM95 250H94V251H95ZM110 250H111V249H110ZM114 250H115V249H114ZM129 250H131V249H129ZM157 250H160V248H158ZM157 250H155V252L153 251V254L156 253ZM161 250H160V251H161ZM9 251H10V250H9ZM25 251H26V250H25ZM28 251H29V250H28ZM53 251H54V250H53ZM72 251H73V250H72ZM96 251H95V252H96ZM160 251H159V252H160ZM162 251H164V250H162ZM162 251H161V254H159V256H160V255H161V256L163 255L164 252L162 253ZM193 251H194V250H193ZM195 251H196V250H195ZM2 252H3V251H2ZM11 252H12V250H11ZM43 252H44V251H43ZM46 252H47V250H45V253H46ZM64 252H65V250H64ZM69 252H70V253H69ZM84 252H85V251H83V253H84ZM88 252L90 253V251H88ZM88 252H87V253H88ZM91 252H92V251H91ZM117 252L120 253V251H118V249H117ZM117 252H116V253H117ZM132 252H134V253H132V254H134V255H136V254L138 253V252L135 253L134 249H132ZM168 252H170V251L168 250ZM168 252H167V254H168ZM206 252H207V251H206ZM5 253H6V252H5ZM13 253H10V254L13 255ZM22 253H26V252H24V251L22 250ZM28 253H29V252H28ZM28 253H26V254H28ZM36 253H38V252H36ZM40 253H41V252H40ZM58 253H60V251L57 252V254H58ZM67 253H66V254H67ZM87 253H85V254H87ZM97 253H92V254H94V256H95V254H97ZM130 253H131V252H130ZM165 253H166V252H165ZM165 253H164V255H163L162 257L165 256ZM209 253H208V254H209ZM1 254H2V253H1ZM1 254H0V255H1ZM7 254H9V253H7ZM16 254H19V253L16 252ZM29 254L32 255L31 253H29ZM29 254H28V256H29ZM66 254L64 253V254H61V255H66ZM80 254H81V253H80ZM132 254H130V256H131ZM138 254H139V253H138ZM142 254H143V253H141L140 255H142ZM171 254H174V253L172 252V253H170V255H171ZM5 255H6V254H5ZM14 255H13V256H14ZM42 255H43V254H42ZM49 255H50V254H48V255H46V256H49ZM145 255H146V254H145ZM151 255H152V254H151ZM6 256H7V255H6ZM8 256H9V255H8ZM23 256H24V255H23ZM137 256H138V255H137ZM154 256H155V254H154ZM154 256H153V257H154ZM159 256H158V258H159ZM168 256H169V255H167V257H168ZM211 256H210V257H211ZM14 257H15V256H14ZM16 257H17V256H16ZM24 257H26V259L29 258V257H27V256H24ZM31 257H32V256H31ZM35 257H36V256H35ZM44 257H45V256H44ZM50 257H51V256H50ZM50 257H49V259H51ZM67 257H68V256L63 257V259H64V258H67ZM69 257H70V256H69ZM87 257H88V259H87L86 261H83L82 263L77 262L76 259H74V262H75V263L77 262V264H95V261L97 262V260H96V256L93 257V255H87ZM112 257H113V256H112ZM155 257L157 258V255H156ZM162 257H161V259H162ZM167 257H166V258H167ZM188 257H189V256H188ZM7 258H8V257H7ZM7 258H6V260L4 261V263L2 262L3 264H18V263H17L18 260L15 259L14 262L11 263V261L8 260ZM19 258H20V257H19ZM36 258H37V257H36ZM45 258L48 260L47 257H45ZM110 258H111V257H108L107 259H110ZM113 258H114V257H113ZM113 258H112V259H113ZM116 258H117V257H116ZM145 258H146V260H145V259H144V260L147 261V260L149 259V255H147ZM150 258H151L150 260H153V259H154V258L152 259L151 256H150ZM168 258H169V257H168ZM17 259H18V257H17ZM46 259H44V260H46ZM69 259H70V258H69ZM123 259H124V258H123ZM123 259H122V260H123ZM125 259H126V258H125ZM125 259H124V260H125ZM128 259H129V258H128ZM132 259H133L132 262H134V261L136 262V261L139 259V257H138V259L136 258L137 260H136V259L134 260V258H132ZM164 259H165V258H164ZM169 259H170V258H169ZM169 259H168V260H169ZM19 260H20V259H19ZM36 260H37V259H36ZM41 260H42V259H41ZM51 260H52V259H51ZM64 260H66V259H64ZM72 260H73V259H72ZM75 260H76V261H75ZM129 260L131 261V259H129ZM141 260H142V257H141ZM144 260H142V261L145 262ZM150 260L147 261L148 263H147V262H146V263L149 264V263H150ZM154 260H155V259H154ZM165 260H166V259H165ZM188 260H189V259H188ZM15 261H16V262H15ZM21 261H22V260H21ZM24 261H25V260L23 259L22 263H23ZM34 261H35V260H34ZM38 261H40V260L38 259ZM52 261H53V260H52ZM62 261H63V260H62ZM78 261H79V260H78ZM99 261H103V260H99ZM105 261H106V260H105ZM108 261H109V263L112 262L111 260H108ZM113 261H114V260H113ZM116 261H117V260H116ZM118 261H119V260H118ZM118 261H117V262H118ZM142 261H141V263L143 264ZM157 261H159V259H156V262L153 261V263L156 264ZM160 261H161V260H160ZM166 261H167V260H166ZM45 262H48V261H45ZM66 262H67V260H66ZM66 262H65V263H66ZM70 262H71V260H70ZM72 262H73V261H72ZM106 262H107V261H106ZM121 262H122V261H121ZM123 262H126V261H123ZM135 262H134V263H135ZM139 262H140V259H139L138 262H136V263L139 264ZM167 262H170V261H167ZM31 263H32V261H31ZM33 263H34V262H33ZM43 263H44V262H43ZM43 263H42V264H43ZM49 263H50V262H49ZM49 263H48V264H49ZM75 263H74V264H75ZM98 263H99V262H98ZM100 263H101V262H100ZM104 263H105V262H104ZM107 263H108V262H107ZM158 263H159V262H158ZM19 264H20V263H19ZM23 264H26V263L24 262ZM45 264H47V263H45ZM112 264H113V263H112ZM128 264H129V263H128ZM130 264H132V263H130ZM144 264H145V263H144ZM150 264H151V263H150ZM166 264H168V263H166Z\"/></svg>","mask_w":264,"mask_h":264}]
</instances>
